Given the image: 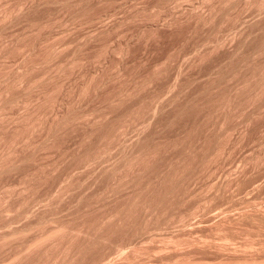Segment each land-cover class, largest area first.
<instances>
[{
    "label": "rangeland",
    "instance_id": "374dc122",
    "mask_svg": "<svg viewBox=\"0 0 264 264\" xmlns=\"http://www.w3.org/2000/svg\"><path fill=\"white\" fill-rule=\"evenodd\" d=\"M261 1L264 3V0H243V1L242 0H0V14L1 15H2L1 11L5 10L7 12V11L12 10L9 13L7 12V14L12 15V16H10V15L8 16L7 21L5 19L3 20L1 18L2 16L0 15V18L2 19V20L0 19L1 20L0 21V27H1L0 32L3 29L2 32L0 33V50H2V51H0V71H1L0 73H2V74H0V76H3V73H5V74L7 73V75H9V74L14 75L16 71L22 70L21 68H23L24 66H26V65L28 66V65L32 64L31 61L33 60V64H32L33 68H32V65H30V68H29L30 69V76L27 75V73L29 72V69H28V72L26 73L27 79H26V81H23L25 86L27 85L25 82H27L29 79L34 80L36 78H39V80H41L40 82H42V85L44 84L43 86H45V87L47 86L46 89H45V87H44V89L46 91H49V92H47L49 95L47 93H45V95L47 94L49 97L47 95L46 96L45 95L40 96L39 90L41 88L43 89V86L41 85L40 86L41 88L38 86L39 90L37 87H35L36 90L34 89L33 91L36 94H32L33 91L31 90L30 92H32V93H30V95L32 94L33 96L31 95L32 96L31 98L30 97H25V99L23 98L24 104H22L23 103L22 101H19L21 103H16V105H15V103L12 105H9L5 110V112L8 111L11 114L10 115L7 112L9 114V116H11V117H9V116L7 117L8 114L5 113L4 114L5 118H8L6 120L9 122H7L4 119V117H2V119H4L5 122H7V123H5V122L1 123L0 122L2 124L0 128H3V127L6 129L9 128L8 131L6 129H5L6 131H4V128L1 129L2 131L0 130V132H1L0 136L3 135V132L4 133L6 132L4 134L5 136H3L4 140L2 139L3 137L0 138V141H1L0 145L4 147L5 146L4 144H6V147L3 148L0 146V149L3 148V151L7 148L10 149L11 147H13V149H15V147L17 148V146H19L21 144V142H24L26 137H27V139H31L33 142L35 141V139H37V140L35 141L36 143L34 142V145H33V143L30 142V140L29 141L27 140L29 143L25 140L27 142V143H25V149L21 148V146L22 147L24 146L23 145L24 143L19 146L21 148V151H20L19 147L17 149H15V151L11 150V152H15L14 153L15 156L18 153L19 157L16 156V158L23 159V162H21V160H18V162H20V164L24 163V165L17 164V166H16L17 168L15 167V170L17 169L16 171H14V169H12V170H8V171H12V172L5 171L7 174H5V173L1 174V176H3V177H0L1 189H2V185H3V187L5 186V188L6 187L11 188L8 186V184L10 185V183H11V186L13 185L14 188L17 187V188H15L16 191L18 189L20 190L22 187L20 184L23 183L22 178L25 177L26 174L29 175V173H31L28 176V178H27V175L25 178H27V181L29 183L33 182L37 185V188L35 189L36 192L34 191V195L36 196V194L38 193L37 198L40 200L38 202L36 201L37 203L34 202L35 205L33 203V207L31 204V207H30V210L35 212L34 209L37 208L39 211L40 207L41 208H43L42 206L46 207L45 204L46 205L48 204V203H45V204L43 203L45 201V200H43L44 197L49 198L50 201L48 200V198H45V199L47 201H49L50 204H51L52 200H54V199L56 201V202L54 201L55 203L52 202L54 205L60 203L59 202L60 200L58 201L57 198L55 197V196H57V193H58V191H56V190H58V189L60 190V187H63L65 185V183H67L66 178L67 179H69V178L66 176H69V177L71 176V181H72V178L74 181L73 183H75L76 182L75 180H77L79 178L80 184H79V181H77V183H75L76 185L74 184L76 187L73 186V190H71V191H73L74 194H72L71 191H70L71 193L68 192V194L70 193L69 195L67 193L64 194L62 198H64V196H65V198L61 201L62 202L65 201V202H63V203L61 202L62 204L60 203L59 204L60 206L59 205L54 206L53 204H51V206L52 207L54 206L53 208L58 210V211H56L54 209L56 212H59V216H60V212L62 213L61 216H63L64 215L63 213L68 212L67 214H70L71 211L75 212L77 208H81L83 210V208L85 207L86 208L85 210H87V211L89 210L90 213L87 212L88 215L86 213L84 216H87V218H91L92 216L95 217L97 214H99L103 210V208L106 206V204H107V207L110 208L113 205V203L115 205V204L122 202L121 199L125 198L124 197V196H126L125 193L128 191V189H126L127 191L125 189H121V193L122 194L124 193L123 196L119 191L118 192L120 193V195L119 194L115 195L112 192H110L109 194L112 193L113 195L111 194V196L113 198H116V200L111 197V199L109 201L110 196L107 195V193L105 194V192L107 190L105 188L108 185H111L110 183H112V182L108 183V178H106V180L105 179H103V180L98 179L99 181H96L94 179V182L92 181L93 180L92 178H94L97 175V173H99V172H97V171H99L98 169H100L101 167L104 168V166H103L104 164L107 167V166H110L112 163L115 162L112 160L116 157L117 154H118L117 157L120 155V153H121L120 151L122 150V146H121L122 143L124 146L125 143H126V145H129L130 142L132 143L131 140H133V142H135L136 141L135 138H137V136H139V137L142 136V131H144L143 134H145V132L147 134H145V137L143 135L141 138L149 139L151 136L154 138L155 135H159L153 139V140H155V141H153V144H154V142L159 143L158 139L160 138L159 139L160 140L159 148L162 147L161 153H159L160 151H158L156 153L158 155V156H156L157 157L156 162H154L155 161V159H154V160H152L153 162L150 161V164L148 163L149 167L153 168V169L148 168V169H150L149 171L150 172L153 171V172H152V174H149L150 173L149 172V173H147V175L153 176L162 167L161 165H164L165 162H167L168 160L169 161L171 160L170 158L174 159L181 152L183 155H184V153H187L188 148L186 149V147H188L189 145H186V143L189 144L191 141L190 144H192V146L197 147L198 150L195 147L194 148L190 147L189 149H191V151L192 150L193 151L191 153V151L189 150L190 152L187 153V156L190 155V153L194 154L195 152H196L195 154L198 155L197 154L198 151L200 153L203 150V147H204V149H206V151L209 152L211 150V152H212V153L209 152L210 156L212 155L211 156L212 158L210 157L209 160H207L209 162L206 161V163H204V166L206 165V170H205V167L203 166L204 170L202 167V169L200 171H198L199 173H196L194 175V176H197V178L195 177L196 179H194L193 181H190L191 179L194 178V177H191L190 180L188 181V182H191V184L187 182L188 185H186L187 183H185L184 185H181L182 186L181 188H179L180 184H179V186L177 185L179 189H177L176 192L179 196H181V194H183L182 193L183 191L185 192L183 194L184 197H185L186 193L189 194V191L191 194H189V195L186 194V197L188 196L187 197L188 199H185V200L183 199L185 202L184 201L182 203L181 202H178V203L175 202L177 204V206L178 205L179 206L177 207L176 204L174 205V208L176 206V209H174L173 212H175V210H177V211L175 212V215L173 217L177 216L179 214V212L180 213L184 212L183 214H185V213L189 212L190 210L192 211L195 209L196 211H193V212H195L192 214L193 216L190 215L191 218L187 217L186 218L187 221H184V223L181 222V224L176 219H174V221L173 220L170 221L169 224L163 225V227H161V229L160 228H155V229L150 228L147 231L142 232V234L141 233L138 234L137 235V236H139L138 238H136L137 236L136 237L134 236V238L131 237L130 232L128 235L129 237L127 238L128 231H126L124 229L122 230L123 232L120 231V233H119V231H117L118 233L114 232V234H112L113 236L110 239V242L113 239L114 243L112 242V243H107V244H102V245L99 244V247H98V244H96V246L95 245L92 246L91 248H89L87 250L88 252L85 251V253L87 254V256H86V254L84 255L85 259L83 257L84 260H80L78 263L80 264V262L83 261L84 264H86V263H88L87 261H89L88 264H103V263L104 264L105 263L110 264L113 259L115 260V262H117L119 259L118 262H120V258L118 256L119 254H117L114 251V249L112 248V245H111V244L116 245L120 242L118 244V246H121V247L123 246V249H122L123 251L124 250H126V251L131 250V248H132L131 246H134V244H135V246H138V245L140 246V244H143L142 246H140L141 250L139 249V251H140V253H138L139 256L137 255L139 258L138 257L134 258V260L137 258V261H134L135 263L141 261V264H145V263L162 264L163 262H164L163 264H166V262H169L171 264L173 262L180 263V264L181 263L182 264H184V263L185 264H190V263L191 264H233V263L234 264H264V103L261 104V106L259 107L260 109L257 108V106H256V104L258 103L256 101L260 102V101L264 100V98H261V97H264V94L263 93H262L263 95L261 93L258 94L259 96L262 95L260 97L262 100L256 99L255 100L256 103H255V105L252 104V108H251V105L247 104V102L245 104H244V102L243 103L241 102L242 107L239 104L237 106V108L238 107L239 108L236 109L237 111L235 110L236 113H235L234 117L231 116L229 120H228L229 117H227L224 120L225 117L223 115H222L223 118H221L222 117L221 113L218 112L220 114V117H219V114L217 112H215V110H214L215 107H213V106H214V103L216 106L218 101H220V100L222 101L221 97H223L224 95H220L219 92L221 94H223V92H221V90L224 91L223 89L230 87L229 84L232 85L233 80H232V82H231V80H229L230 82L228 80L227 81L225 80V83L223 82L224 85L221 84L222 83V81H221V83H220L221 85L219 84V86L222 89H220V87L218 86L219 88L216 90V92L215 91L213 93H212V91L210 92V93H212V95L208 93L209 91L208 92L205 91L208 94L205 92H203V94L205 93V95H203L202 93L200 94L201 96H204L203 99L201 98V96H199L201 98V99H199L201 106L198 105V107H200L202 109V112H201V109H199L196 105V101L199 104V101L197 100L199 98L198 95L195 96V100H194L195 105L193 103L191 104L197 108H195L194 106L193 107L191 106L189 108V105H190V103H189L188 107L186 106V108H188V109L185 108L183 112L182 111L178 112L181 114L180 116L182 118L180 116H178V113L173 114L174 112H173V110H171V108H173V107L169 108V105H166L167 104L166 101L168 102V100L171 97H173V93L175 94L177 92V91L176 92L174 91L175 90L174 87L177 86L176 90H178L179 88H180L179 90L183 89L182 91L186 90L185 93H191L197 88V90H195V92L192 93L193 95L187 94L190 97H188L185 93L182 92V94H185V95H181L182 97L180 96L179 98H181V99L183 98V102H184V101H187L188 99L192 98L198 90H201L202 86L207 85L210 82V80L214 79L216 76L214 78H213V76H212V78H210V77L208 78V75H210V74L215 75L216 71L214 70L215 71V72H213L214 74L209 73V72H212L213 69L217 70L218 67L220 66V64H222V65L225 64L224 61L228 59L229 54H231L233 49H235L240 42L241 43L243 42V39H244V43H245V41L247 42L246 39H249L248 38L249 35H247V34H250V31H252L253 26H254L253 32H251V34H250L251 36H249L251 40H248V42L246 43L247 45L245 44V46L247 49L249 46H251V47H249V49H250V48H253V47L261 44L262 39L264 38V35H263L264 34V4L261 3ZM6 3L7 4L9 3V4L7 5ZM260 3L263 6H260ZM234 4H235V6H233ZM211 5H213V7H215V8H213ZM1 7H4V8H2L4 10H1ZM229 7H230V10H228ZM18 8L21 11L23 10L22 11L23 13H20L21 11ZM205 8H206V10H205ZM209 8H213V10H211ZM13 9H14V11H13ZM214 9H216V11H214ZM5 11H4V13H5ZM210 11H214L212 13L213 15H211V16L209 13ZM260 11H261V13H260ZM221 12L223 13V15L221 14ZM205 13L206 14L208 13L209 15L207 16ZM214 13L216 15H214ZM21 14H23V15H21ZM202 15L203 16L206 15L205 19L207 21L203 20L204 17H202ZM212 16L215 17V19H213ZM199 17L200 18L202 17V18L200 19ZM209 17L212 18V20H210ZM11 18H13V19L11 20ZM8 20H11L12 22H9ZM208 20L210 22H208ZM202 21L206 22V23H203ZM2 22H4L5 24ZM211 22H212V25H211ZM217 23H218V25H220L219 26L220 28L217 26ZM251 23L253 25L250 26L249 24H251ZM213 24H215V26H216L214 31H212L214 28ZM248 27H249V31L247 30ZM250 27H251V29H250ZM218 29H219V31H218ZM3 31H4V33H3ZM217 37H219V38L221 37V39L218 38V40H217ZM41 40L42 41L44 40V41L42 42ZM213 40H215V42L218 41L217 42L218 44L220 43L218 45V47H216V45H213V47L211 46L213 44ZM13 41H14V44H12ZM215 42H214V44H215ZM5 43H7V45H5ZM15 43H16V45H15ZM3 45L6 47L4 48ZM1 46L4 48V51L7 50V47H10L11 49L9 48L7 50V51L10 50L9 51L10 55L8 54L7 51H6L7 53L5 52V54H3L4 51H3ZM209 47L212 48V49H210L211 51L209 50L208 52H206L207 49H209ZM215 47H216V49H215ZM117 50H118V53H117ZM213 50H214V52H213ZM39 51H40V53H39ZM203 52H205L206 55L203 54L204 57L203 56L200 57L199 55L202 54ZM198 53H199V55H198ZM1 55H2V57H1ZM37 55H38V58H37ZM196 55H198V56H196ZM27 56H28V58H27ZM39 57H40V60L37 61V59H39ZM42 57H44V58H42ZM195 57H197V58L199 57L200 59L201 58L202 59L200 61L199 58L196 59ZM26 58L30 59V60H27V61H30L29 63L25 60ZM34 60H35V62H37V64L34 62ZM41 60H43V62ZM73 60H77V61H75V64H73L74 63ZM192 60H194V62ZM71 61H72V63H70ZM221 61H223V62H221ZM22 62H23V65L21 66ZM24 62H26L27 64L25 63L26 65H24ZM38 62H40L41 64H38ZM61 62H62V65L64 67L61 65ZM191 62L194 64H192ZM235 62L236 61H233V63L231 65L236 64ZM63 63H67V64H63ZM163 64H165V65H163ZM34 65H36V66H34ZM216 65H217V68H216ZM20 66H21V68L19 70H17L18 67H20ZM60 66H61L60 71L63 74H61V72H59L60 74L58 75V73L56 72V69L58 70V67H60ZM65 66H66V69L62 70L65 68ZM155 66L158 67V70H159V71L157 70L158 72L154 71ZM55 67H56V69H55ZM161 67H162V69H161ZM35 68H37V69H35ZM180 68L182 69L183 72L180 70ZM11 69L13 71H11ZM40 69H41V71H40ZM210 69H211V71H210ZM6 70H9L10 73L8 74L9 71L7 72ZM32 70L33 71L35 70V71L32 72ZM2 71H4V72H2ZM39 72H40V75L38 76ZM171 72H173V73H171ZM17 73H19V72H16V74ZM51 73L53 75H55L54 73H57L56 74L57 76L55 75L56 77L53 78L54 76L51 75ZM34 74L37 77L36 76L33 77ZM44 74H45L46 78L44 77L43 80H42V78L40 79V76L42 77V76H44ZM153 74L154 75L156 74L155 75L156 77ZM47 77H49V78H47ZM1 78L2 77H0V79ZM146 78H148V80H150V82L143 84V82L147 80ZM49 79L51 82L48 81ZM142 79H143V81L140 82ZM39 80H38V82H39ZM43 81H45V82L43 83ZM84 81H85V84H86V81H87V83H89V85L86 84L87 85V89H86L87 91L84 90L86 87V85L84 84ZM90 82H92V83L90 84ZM99 82H102V83L99 84ZM139 82H140V84H138ZM188 82H192V83H188ZM171 83H174V86L172 85L173 87L169 86V84L171 85ZM179 83L181 85L183 84L184 87L186 85L187 86V87H185L186 89L183 88V86H181V85H180L181 87L178 88ZM204 83H205V85H203ZM45 84H48V85H45ZM97 84H98V86H97ZM137 84H138V86H137ZM146 84L148 86H146ZM21 85L23 87H25L23 84H21ZM21 85H19V88H18V86H15V90H13L14 87L11 88L10 94L12 93V91H14V93H12V95H17L18 91L22 92L23 89H22ZM80 85H83L84 87L83 86L81 87ZM90 85H91V87H90ZM134 86H135V89L139 88V89H137L138 91L134 90V88H133ZM140 86L141 87L144 86L146 88H144V87L141 88ZM168 86L171 88L169 89ZM20 87H21V90H19ZM48 87H49V89H47ZM80 87H81V89H80ZM101 87H103V88H101ZM127 87L132 88L133 92L131 91V96L134 98H132L128 94V96L124 97L126 99L123 103V99H124V98H122L123 95H126L128 93V91H130L129 89H131V88L127 89ZM58 88L60 91L58 90ZM121 88L124 90V91L122 90L123 92L122 91L120 92ZM173 88H174V90L172 91ZM42 89L40 90V92L42 91ZM97 89H98V91H97ZM126 90H128V91H126ZM125 91H126V93H125ZM135 91H137V92H135ZM171 91L173 93H171ZM83 92L85 95H82ZM117 92L119 94L121 93L122 95L121 94L120 95L122 97L121 96L118 97L119 94ZM42 93H43V91L41 92V94ZM138 93H140V94H138ZM216 93H218L221 97L217 94L216 95L217 99H216L214 96ZM225 93L226 92L224 91V94ZM37 94H38V96L41 97V98L39 97V100L41 99L40 100L41 103L37 99L38 98ZM166 95H168V96H166ZM35 96H37V97H35ZM57 96H59V97H57ZM115 96L117 97V100H115V101L117 102L118 98H119V100L121 99V101H120L121 103H119V102L116 103L115 101H114L115 103H111V102H113ZM183 96H186L187 100ZM259 96H257V97H259ZM33 97H35L36 100L35 99L33 100ZM77 97H79V98H77ZM212 97H214L213 99L215 100L213 102L211 101ZM29 98L33 101H31ZM163 98L164 99L166 98L164 100L165 102L163 101ZM26 99H29V100L26 101ZM108 99L109 100L111 99V100L109 101ZM181 99L179 100V102L181 101ZM193 99H194V97H193ZM193 99H191V100L193 101ZM63 100H64V103H62ZM139 100H140V102H139ZM161 100L164 103L161 102ZM28 101H31V103H29ZM35 101L36 102L38 101V104L34 103ZM74 101H76V102L74 103ZM201 101H202V103H201ZM208 101H210V102H208ZM216 101H217V103H216ZM25 102H27L28 104H25ZM125 102H128V103L126 104ZM159 102L166 105L167 109H169V110H167V109H165L166 107H164L163 110L167 111V112L164 111L165 112V114H163L165 116L164 119H163V116L162 117H161V115L159 116L163 119L164 122H162V119L161 118L159 119L158 116L155 117L156 114L152 113L154 116L151 114L153 116V117H151L150 113H149L155 107L160 108V106H162ZM204 102H205V106H204ZM206 102L208 104H206ZM32 103H33V105H36V106L38 105L37 111L32 110L35 107V106H33V107L30 106V105H32ZM77 103H78V105H80V110L77 109V108H79ZM122 103H123V105L121 106ZM70 104H72L71 105L72 109H71ZM111 104H113V105L115 104L116 106L112 107ZM137 104L142 105V107L139 105V108L141 107L139 109L137 107ZM158 104H160V105L157 107L156 105H158ZM150 105L151 106L154 105V107L151 109ZM106 106H107V108H104ZM131 106L134 107V109H135V106H136L137 110L139 109V112L137 111V113L135 112L136 110L132 111L135 113H132V114L129 113V115L133 116V118H131L127 113L129 110H132ZM28 107H29V109L31 107V109L29 110ZM81 107L83 110H81ZM210 107H212L213 109ZM36 108L37 107H35V110H36ZM66 108L71 112V114L75 110H76L75 112H77V113H73L72 114L73 116L70 114L72 116L71 117L70 115H68L70 112L68 110H66ZM103 108H104V110H103ZM256 108L258 111L256 110L253 113V111ZM24 109H26V110H24ZM73 109H75V110H73ZM84 109L86 111L85 113L91 114V115L90 114L84 115V118L86 116H88V118H91L90 120L87 117H86L87 120H85L84 118H82L83 116H79L82 112H84ZM101 109H102L101 112H103V111L104 112H103V114L100 115L99 111ZM106 109L108 111V114L106 112ZM28 110L30 112L32 111V113L34 112L33 116H35V115L36 116L32 118L31 117L32 114L27 113ZM38 110H40V111H38ZM58 110L59 111L62 110V111L59 112ZM77 110H79V111H77ZM110 110H112V111H110ZM203 110H204V112H203ZM213 110H214V112H213ZM25 111H26L27 115H26ZM168 111L173 115L171 116ZM19 112L21 113L20 116L26 115L27 117H29L28 115L31 114L30 115L31 119H33L34 122H35V120H37L35 123H38L41 119L40 124H37V125H39V127L42 129L45 128L43 126H46L45 121L47 120L48 121L47 122L48 123L47 128H45V130L44 129L42 130L39 127L37 128V125H36V127H34L33 130L28 128L30 130V132L27 130V128H24L25 132L23 130H21V129H23L21 127L18 128L19 130L16 128V131H19V132L23 131L25 133L24 134L22 132V134H24L22 136V134L15 131V128L13 129V127H16L15 125H17V124H15L16 122L13 121L14 119L12 120V118L15 115H17L14 117L16 120V118L19 115L18 114ZM35 112L36 113L41 112V113L35 114ZM58 112H59V116L61 114L63 115L65 112L64 116L65 115L70 116L71 117L70 119L74 120V121H72V120L69 121L70 119H68L67 121L69 123H67V124H70V123L72 124L73 122H77V120H78V122L73 123L72 125L70 124L69 127L64 126L65 125V123H64L63 128L66 127L65 130L63 131V130H61L62 128H60L58 130L59 134L56 135L54 132H52V130L48 126H49V122L52 121L54 119V117L57 116L55 114H58ZM164 112L162 111V113H164ZM94 113H96V114H94ZM104 113H105V115L107 114V117L104 115ZM125 113L129 116V118H131V119L128 118L131 121L126 120L127 117L125 118V116H126ZM158 113L162 114L161 112H158ZM206 113H209V114L206 115ZM213 113L214 114L216 113L215 115H217L219 117L218 118L216 116L217 119H219V120L216 121V119H215L216 117L214 116ZM246 113L250 114V116H253V117H247L248 115ZM251 113H253V114H251ZM13 114H15V115H13ZM97 114L100 117L102 115H104L102 117L103 120L102 119H101L102 121L99 120L100 122H97L98 124H95L94 125L95 127L93 126L92 128H90L92 126V124L90 126V123H92V121H98L97 119L99 118V116ZM112 114H114V115H112ZM120 114L121 115L123 114V115H122L121 119H118L119 122L123 121V120L126 121V122L125 121L123 122V123H125V127H126L123 130L124 132H122V134H124L126 132L124 135H122L120 133H117L118 135H116V133L115 134L113 133V132H119V131H117V126H118L117 124L119 122L116 118H120L121 117ZM133 114H136V116ZM166 114H167V116H166ZM201 114H203V116L205 118ZM37 115L39 117H41V116H43V117L39 118ZM51 115H53V116L51 117ZM108 115H109V117H108ZM175 115H177L176 118H178V119L181 118V119L180 120L173 119L172 122L174 120L175 121L172 124H169L171 122H167V120H165L168 117L167 119H169V121H170L173 118V116H175ZM210 115H211V118H210ZM256 115H257V117H256ZM74 116H75V118H76V116H78V118H76V121H75V118H73ZM93 116L95 117V120H94ZM116 116H120V117H116ZM149 116H150V118H149ZM235 116H236V118H235ZM30 117H29V119H30ZM105 117L108 118V120H106L108 122L105 121L106 122L105 124L101 123V122H104V120L106 119ZM114 117H116V118H114ZM36 118H38V119H36ZM43 118L44 119L46 118L44 120L45 124H42ZM48 118L50 120H48ZM79 118H82L83 119L82 121H84V120L85 121L82 123L81 120H80L81 122L79 121ZM153 118L156 121L153 120ZM156 118H158V119H156ZM10 119L14 123H12V121H10ZM112 119H116L117 124L115 123L116 120H112ZM208 119H209V121H208ZM222 120L225 123H223ZM206 121H208V122H206ZM214 121H216L217 123L214 124ZM227 121H229V122H227ZM127 122L129 124H126ZM160 122L162 123V125L160 124ZM218 122H220V124ZM4 123H5V125H4ZM114 123H115V126H113ZM146 123L150 127L148 125H146ZM232 123H233V126H232ZM12 124L14 126H12ZM106 124H108V125H106ZM168 124H169V126H168ZM216 124H218V127ZM221 124L222 125L224 124L223 125L224 128L221 126ZM40 125H42V127ZM101 125H103L104 127L103 126L101 127ZM109 125L112 126L113 129H112V127L110 129ZM158 125H161V126L158 127ZM227 125H228V128H226ZM5 126H7V127H5ZM84 126H87L88 129H87V127H84ZM106 126L107 127L109 126L108 127L109 129ZM127 126H128V128H127ZM147 126L150 130L147 128ZM229 126H230V128H229ZM78 127H80V128H78ZM97 127H98V130H97ZM115 127H116V129H115ZM144 127H146V128H144ZM160 127H162V128H160ZM35 128H36V130H35ZM94 128H95V130H94ZM101 128L102 129L104 128V131L101 130ZM143 128H144V130H142ZM91 129H93V130H91ZM114 129H115V131H112ZM145 129L147 131H145ZM156 129L159 130L160 132H158ZM209 129H210V131H209ZM224 129L226 130V132H225L226 134L229 132L228 133L229 136L226 135L224 132H222L223 135L221 134V136H220V132L224 131ZM229 129H232V130H229ZM26 130L28 132H26ZM37 130H38V132H36ZM48 130L49 131L51 130V131L49 132ZM60 130L62 132H60ZM110 130L112 131L113 134L111 133ZM215 130L217 131V133L214 132ZM14 131H15V133H14ZM91 131H93V132L95 131L94 133L100 131V134L99 133L93 134V132H91ZM105 131H107V133H111V134L108 135ZM156 131L160 134H158ZM218 131H220L219 134H218ZM47 132H49V133H47ZM64 132H67V133H65V135H64ZM179 132L181 133V135L185 134V137L187 140H184L185 137L183 135L181 136V139L179 138V140H178V137H180ZM17 133H19V134H17ZM27 133H29V136ZM53 133H54V136H53V141H52ZM56 133H57V131H56ZM89 133H92L93 135L99 134L96 136V138H95V136L92 135L95 138L93 140L91 139V141H90V143L92 142L91 143L92 148L89 147V145L91 146V144H89V140H86L88 137L93 138ZM102 133H105L104 135L109 136V137H106L108 139L106 141V143H108L109 139L111 141V142H109L110 144L106 145L107 146L106 148H108V147L110 148L108 150L109 153H108L107 149H106L107 153H105V151L102 152L103 149L105 148L104 145H103V149H101L102 146H101V148H99V147L96 148L94 146V145H97V140L100 138ZM224 134L227 136L226 138L224 137L225 136ZM61 135H63V136L61 137ZM112 135L114 137L115 136L116 137L112 138ZM20 136H22L23 138ZM84 136L86 137V139H84L85 138ZM118 136H120V137H118ZM162 136L164 138V141L166 139L168 141L167 140H166L167 142L161 141V140H163ZM18 137H20V138L17 141ZM48 137L50 138V140ZM110 137L112 138V140ZM206 137H207V139H206ZM209 137H211V138H209ZM222 137H223V140L219 141L220 142L219 145L216 144L215 143V142H217L216 139L221 140ZM9 138L12 141H9ZM54 138L56 140H54ZM118 138H119V140H118ZM175 138H177L178 144L175 143V142H177ZM227 138L230 141L227 140ZM15 139H16V145L13 144V145H15V146H13L9 142L15 143V141H14ZM46 139L50 141L49 146H48L49 141H47ZM156 139H157V141H156ZM204 139H206V141ZM211 139H213V140H211ZM45 140H46V142H45L46 145L44 144V146L40 148L41 150L39 149V151L38 150L36 151V149L39 148L38 146H40L41 144L43 145V142ZM94 140H96V141H94ZM199 140H201L200 144H198ZM4 141L5 142L7 141V142L4 143ZM39 141L41 144L39 143ZM82 141H84V142L86 141L87 147L84 146L85 143L83 144ZM93 141L96 144L93 143ZM17 142H19V143L17 144ZM52 142L55 145H53ZM172 142H173V145H171ZM181 142H183V143H181ZM208 142H210V143H208ZM213 142H214V144H213ZM79 143L83 144L81 149H80L81 145ZM166 143H168V144H166ZM179 143L184 144V145H180ZM196 143H197V146H196ZM8 144H10L11 147H7ZM27 144H28V146H27ZM30 144L33 145L34 147L32 146L33 147L32 148L30 146ZM35 144H37V145H35ZM164 144H166L167 146L169 145V146L167 147L165 145L166 147H163L162 145H164ZM174 145L175 146L178 145V147L175 148ZM179 145H180V147L184 146L185 150H181V148L183 149V147L180 148ZM26 146L27 147L30 146V147L27 148ZM35 146H37L38 148H36ZM173 146H174V148H173ZM213 146H216V148H218V149H215V147H213ZM93 147L96 148V153L94 151L95 148L93 150ZM207 147H209V148L207 149ZM82 148H84V149H82ZM89 148H91L90 149L91 152L93 150L92 154L95 153L96 156H97V151H98V156L99 155L102 156L103 153H105L103 158L101 156H99L97 158L94 155L95 156V158H94L95 162H93L94 159L91 162L89 161L90 163L83 162L85 160H83L80 157L84 158L85 154L88 153V151L86 149H89ZM164 148H165V150L168 148L172 152L170 153V151H168V149H167L166 152L168 151V153H165V151L163 150ZM170 148H172V149H170ZM199 148H201L202 150L200 149L201 150L200 151ZM212 148L215 149V154H214V151H212L213 150ZM9 149L5 150L4 153L8 152ZM28 149H31V150L29 151ZM177 149H178V153H177V151H174ZM194 149H196L195 152H194ZM34 150L36 152H34ZM77 150H79V153ZM85 150L87 151V153ZM216 150L217 151L221 150L220 152H222V153H220L219 151L217 152ZM230 150H231V152H230ZM3 151L1 152V150H0V153H3ZM19 151L22 154L19 155ZM99 151L101 152V154H99ZM25 152H26V154H24ZM30 152L32 154H30ZM64 152L65 153L67 152L66 157H63V156H65ZM82 152L84 153V155L80 156L83 154ZM202 152H205V151L203 150ZM224 152H225V154H223ZM73 153H76V155L75 154L73 155ZM77 153H78V155H77ZM173 153H175V154H173ZM70 154H71L72 159L70 158ZM88 154H91V153H88ZM170 154H171V156L175 155L174 158L171 157ZM213 154H214V156H213ZM22 155L25 158L28 156V158L25 159ZM164 155L167 157L164 158ZM75 156H77V157L79 156L77 160L75 159ZM160 156H162V157L160 158ZM100 157H101V159H100ZM158 157H159V159H158ZM79 158L82 161H79L80 160ZM24 159H25V161H24ZM57 159H58V161H57ZM67 159H68V161H67ZM161 159L162 160L166 159L167 161H164V163H162L161 165H158L159 163L163 162V161H161ZM26 160H28V161H26ZM98 160H100V161H98ZM214 160H216V161L214 162ZM72 161H74V162H72ZM77 161H79L80 163ZM111 161H112V163H110ZM62 162H63V164H62ZM157 162H159V163H157ZM36 163H38V164H36ZM49 163L51 164L52 167L50 166ZM70 163H71V166H69ZM107 163L110 165H106ZM40 164L42 165L43 169L47 168V170L44 169V171H43V169L40 168V166H41ZM43 164H49V167H51L52 169L50 168V171H49L48 170L49 167L48 166L46 167V165H43ZM154 164L155 165L157 164L156 165L157 169H154V167H153V166H155ZM38 167L40 168V173L37 174L34 172V170L36 172H38L37 171V170H39ZM216 167H217V169H216ZM57 168H59L58 169L59 171L57 170ZM102 168L100 169V171L102 170ZM70 170H72V171H70ZM211 170H213V171H211ZM54 171H56V173ZM62 171H64V173ZM94 171H95V173L96 172L97 173L95 174ZM42 172H44V173L46 172L45 174H48V172H49L50 175L49 176L46 175V177H45V176H43L45 174ZM73 172H75V173H73ZM41 173H42V175H40ZM33 174H34V176H32V177H34V178H32L33 180H31L30 178H31V175H33ZM89 174H90V176H89ZM94 174H95V176H94ZM197 174H200V175L198 176ZM76 175H78V178H76L77 177ZM35 176H37V178L39 176H41V177H44V179L45 178L46 179L45 180L41 179V181H39L40 178H38L39 180L36 181L37 179H35ZM64 176H65V181H63ZM20 177L22 180L21 182H20ZM74 177H75V180H74ZM90 177H91V179H89ZM34 179H35V181H34ZM87 179H89V180L87 181ZM42 180H43V183H41V185H40V187H42V188H40L39 184H40V182H42ZM195 180H196V182H195ZM27 181L25 179L24 183L25 182L27 183ZM82 181L84 182L83 185H82V183H83ZM86 181H87V183H85ZM104 181H106V182L104 183ZM69 182H70V179H69ZM95 182H97V183H95ZM100 182L103 186L101 184H99ZM2 183H4L5 185ZM62 183H64V184L62 185ZM96 184H98V185L96 186ZM14 185H16V186H14ZM185 186L187 189L189 188L188 192H187ZM97 187H99V188L97 189ZM111 187L112 186H109L108 190ZM51 188L54 191L51 190ZM77 188H79V189H77ZM89 188H91L92 190ZM182 188H185V189H182ZM93 189H95V190L93 191ZM47 190L49 192H47ZM50 190L53 193L56 191V193H55L56 195H54ZM87 190H90V191L88 192ZM100 190L103 192H101ZM123 190L125 192H122ZM180 190H182V191H180ZM192 190L193 191L195 190V191L193 192ZM74 191L77 192L78 194L75 193ZM79 191H81V192H79ZM178 191L180 194L178 193ZM44 193H46L45 196H44ZM79 193L80 194L83 193L84 196L82 198H80L83 194L80 195ZM85 193H86V195H85ZM94 193H96V195H97V196L95 195V198L98 196L101 197V198L100 197L96 198V200L97 199L98 200L104 199V200H103V202H100L99 204L97 203L98 206H97V204L93 205L95 207H93L91 205L90 206L91 208L88 206L90 208L89 209L83 204H87V202H89L91 200L90 197L94 196ZM98 193H100L101 195H98ZM102 193L104 195H107L108 199H107V197H104V195H102ZM194 193H195V195H194ZM71 194L76 196V197H72ZM87 194H89V195H87ZM51 195H54L53 199H50ZM70 196L73 198V200L71 199ZM209 197H210V199H209ZM75 198H76V200H75ZM79 198L84 199V200H82L83 202ZM86 198L89 200L85 201ZM117 198L118 199L121 198V199L118 201ZM68 199H71V202L67 201ZM77 199L81 201L80 202L82 204V205L80 204L81 206L78 204ZM94 199H92V200L95 201ZM98 200H97V202H99ZM47 201H45V202H47ZM67 202H69V203H67ZM72 202L76 203V205L79 207H77L76 205L71 207ZM109 202H111L112 205H110L111 203H109ZM101 203H103V205ZM37 205H38V207H37ZM56 206H58L59 209L56 208ZM64 206H67V207L65 208ZM82 206H84V207L82 208ZM101 206H102V209L100 208V210H101L100 211L98 208ZM21 207L23 208V206H21ZM70 207L75 211L71 210ZM75 207H77V208H75ZM107 207H105V208H107ZM68 208H69V211H67ZM14 209L18 210L16 208H14ZM20 210H19V212L17 211L19 214H21L20 216L13 209H12V211L10 210L9 214H11V217H9L7 220L11 219L10 220L11 222L7 223V224L5 223V218H7L8 215H5V214H8L7 212H9V211L2 214V217L0 216V218H1L0 219V224H1L0 225V227H1L0 233L2 231H3V233H5L8 231V229H11L12 227H14V228L20 227V226L26 224L30 220L31 216L28 220V218H26V217L27 216L29 217V215L24 216L21 213L23 210H21V212H20ZM92 210H93V212H92ZM40 211H42V209ZM12 212L13 213L15 212L17 215L14 214L15 215L14 216L12 214ZM36 212H37V210H36ZM91 212L93 214H91ZM216 212H217V216H216ZM94 213H96V214H94ZM67 214H65V215H67ZM89 214H91V215H89ZM3 215L5 216V218ZM57 215H58V213H57ZM13 216H14V218H13ZM21 216H24V217L21 218ZM88 216H91V217H88ZM84 218H86V217H84ZM140 219H139V222H140ZM25 221H26V223H25ZM235 221H237V222H235ZM3 223H5V225H2ZM141 223L143 224V222H140V224ZM221 226H223V227H221ZM200 227H201V229H200ZM182 228H184V229L188 228V229L182 230ZM150 230H151L152 234H151ZM186 231H187V233H186ZM165 232H167V233H165ZM188 232H190V233H188ZM125 233H127V234H125ZM177 233H179L181 235H179ZM171 234H173V235H171ZM189 234H190V236H189ZM170 235H171V241L172 242H173L172 237L174 236L173 239L175 241L174 242L175 245H171L173 243H169L170 238L168 239V242L166 240H163L166 238V236H170ZM205 235H207V236L205 237ZM163 236H165V237L163 238ZM183 237H185L184 240L182 239ZM187 237H188V239H186ZM138 239H139V241H138ZM178 239H179V241H177ZM204 239L206 240L205 242H204ZM176 241L177 242L181 241V243H176ZM192 241L196 242V243H193ZM201 242L202 243L204 242V243L202 244ZM183 243L184 244L186 243V244L184 245ZM198 243L201 246L197 245ZM205 243H206V246H205ZM108 244H110L111 246ZM167 244H169V245H167ZM100 245H101V247H100ZM104 245H106V246H104ZM193 245H196L197 247L194 246L195 247L194 248V247H192ZM218 245H220V246H218ZM224 245H226V246H224ZM147 246H150V247H147ZM181 246L182 247L184 246V247L181 249L180 248ZM94 247H96V248H94ZM103 247H106L105 251H104L105 253L100 254V251L104 250ZM108 247L110 248V252H109ZM226 247H227V249H226ZM201 248H203V249H201ZM220 248H221V250H220ZM171 249H173V250H171ZM175 249H176V251H175ZM89 250H91V251H89ZM107 250H108V252H106ZM168 250H171V252H169ZM185 250H187V252ZM147 251H148V253H147ZM163 251H164V253H163ZM176 252H177V254H176ZM0 253L2 255L7 254L5 252L3 253L2 251ZM159 253H161L160 254L161 256H159ZM162 253L164 254V256ZM97 254H99L100 256H98ZM103 254L105 256V258L102 260L103 262H98L100 259L103 258ZM2 255H0V264H2V263L5 264V262H7V264H8V260L7 261L5 260V258H6L5 256H7V255H3V256ZM111 255H112V257H111ZM186 255H188V256H186ZM178 256H179V260H178ZM180 256H181V258H180ZM97 257L98 258L100 257V259H98ZM117 257H118V259H117ZM221 257H223V258H221ZM240 257H243V258H240ZM93 260L94 261L96 260L95 263ZM107 260H108V262H105ZM149 260H150V263H149ZM83 262H81V263H83ZM115 262H113V264ZM169 263H167V264H169Z\"/></svg>",
    "mask_w": 264,
    "mask_h": 264
},
{
    "label": "bare ground",
    "instance_id": "6f19581e",
    "mask_svg": "<svg viewBox=\"0 0 264 264\" xmlns=\"http://www.w3.org/2000/svg\"><path fill=\"white\" fill-rule=\"evenodd\" d=\"M243 1V0H242ZM10 2V1H9ZM165 2V1H164ZM220 2V1H219ZM227 2V1H226ZM229 2V1H228ZM260 2V1H259ZM100 3V2H99ZM170 3V2H169ZM261 3H263L262 1H261ZM261 3H260V6H263V5H261ZM7 4V3H6ZM9 4V3H8ZM7 4V5H8ZM39 4V3H38ZM257 4V3H256ZM264 4V3H263ZM35 5V4H34ZM58 5V4H57ZM66 5V4H65ZM204 5V4H203ZM228 5V4H227ZM231 5V4H230ZM212 7H213V5H211ZM210 6V7H211ZM223 6V5H222ZM233 6H235V4L233 5ZM232 6V7H233ZM5 7V6H4ZM4 7H1V10H4V9H2V8H4ZM33 7V6H32ZM228 7V6H227ZM237 7V6H236ZM213 8H215V7H213ZM213 8H209V9H211V10H213ZM19 9V8H18ZM22 9V8H21ZM32 9V8H31ZM204 9V8H203ZM234 9V8H233ZM20 10V9H19ZM29 10V9H28ZM205 10H206V8H205ZM228 10H230V7H229V9ZM5 11V10H4ZM4 11H1L2 12V19L4 20H6L7 21V18H8V16L10 15V16H12L11 14H7V12L9 13V12H11L12 10H10V11H5V13H4ZM13 11H14V9H13ZM21 11V10H20ZM23 11V10H22ZM20 12V13H23V12ZM30 11V10H29ZM35 11V10H34ZM89 11V10H88ZM87 11V12H88ZM194 11V10H193ZM214 11H216V9H214ZM214 11H210L209 13H210V16L211 15H213L212 13L214 12ZM225 11V10H224ZM25 12V11H24ZM28 12V11H27ZM163 12V11H162ZM218 12V11H217ZM220 12V11H219ZM227 12V11H226ZM243 12V11H242ZM4 13V14H3ZM18 13V12H17ZM19 13V14H20ZM26 13V12H25ZM260 13H261V11H260ZM259 13V14H260ZM32 14V13H31ZM40 14V13H39ZM145 14V13H144ZM202 14V13H201ZM200 14V15H201ZM206 14V13H205ZM221 14L223 15V13L221 12ZM220 14V15H221ZM226 14V13H225ZM224 14V15H225ZM240 14V13H239ZM21 15H23V14H21ZM20 15V16H21ZM177 15V14H176ZM207 16L209 15L208 13L206 14ZM205 15V16H206ZM214 15H216L215 13H214ZM227 15V14H226ZM18 16V15H17ZM73 16V15H72ZM205 16H203L202 15V17H204L203 18V20H206L205 19ZM16 17V16H15ZM19 17V16H18ZM45 17V16H44ZM84 17V16H83ZM191 17V16H190ZM197 17V16H196ZM201 17V18H202ZM222 17V16H221ZM233 17V16H232ZM238 17V16H237ZM0 18V19H1ZM10 18V17H9ZM20 18V17H19ZM26 18V17H25ZM160 18V17H159ZM200 18V17H199ZM200 18V19H201ZM212 18L213 19H215V17H213L212 16ZM212 18H210L209 17V19L210 20H212ZM219 18V17H218ZM260 18V17H259ZM1 19V20H2ZM13 18H11V20H12ZM41 19V18H40ZM71 19V18H70ZM78 19V18H77ZM137 19V18H136ZM139 19V18H138ZM0 20V21H1ZM11 20H8L9 22H12ZM22 20V19H21ZM35 20V19H34ZM96 20V19H95ZM154 20V19H153ZM192 20V19H191ZM194 20V19H193ZM222 20V19H221ZM224 20V19H223ZM19 21V20H18ZM148 21V20H147ZM175 21V20H174ZM207 21V20H206ZM214 21V20H213ZM212 21V22H213ZM254 21V20H253ZM258 21V20H257ZM40 22V21H39ZM48 22V21H47ZM146 22V21H145ZM203 22V21H202ZM208 22H210L209 20H208ZM212 22H211V25H212ZM220 22V21H219ZM252 22V21H251ZM261 22V21H260ZM2 23H4V22H2ZM203 23H206V22H203ZM214 23V22H213ZM255 23V22H254ZM5 24V23H4ZM3 24V25H4ZM11 24V23H10ZM9 24V25H10ZM33 24V23H32ZM38 24V23H37ZM46 24V23H45ZM94 24V23H93ZM168 24V23H167ZM209 24V23H208ZM245 24V23H244ZM2 25V26H3ZM214 25V28H213V30L212 31H214V29H215V24H213ZM246 25V24H245ZM244 25V26H245ZM250 26L251 25H253L252 23L251 24H249ZM46 26V25H45ZM81 26V25H80ZM217 26L219 27L220 25H218V23H217ZM5 27V26H4ZM217 27V28H218ZM232 27V26H231ZM243 27V26H242ZM1 28V27H0ZM32 28V27H31ZM41 28V27H40ZM80 28V27H79ZM156 28V27H155ZM163 28V27H162ZM165 28V27H164ZM220 28V27H219ZM6 29V28H5ZM4 29V30H5ZM37 29V28H36ZM82 29V28H81ZM246 29V28H245ZM250 29H251V27H250ZM253 29H254V26H253ZM253 29H252V31H250V34H251V32H253ZM3 30V29H2ZM2 30H1V32H2ZM10 30V29H9ZM217 30V29H216ZM248 31H249V27H248V29H247ZM33 31V30H32ZM153 31V30H152ZM218 31H219V29H218ZM262 31V30H261ZM0 32V33H1ZM232 32V31H231ZM263 32V31H262ZM3 33H4V31H3ZM243 34V33H242ZM241 34V35H242ZM246 34V33H245ZM244 34V35H245ZM250 34H247V35H249V36H251ZM139 35V34H138ZM254 35V34H253ZM252 35V36H253ZM257 35V34H256ZM264 35V34H263ZM44 36V35H43ZM248 36V38L249 39H246L247 40V42H248V40H251L250 39V37ZM5 37V36H4ZM21 37V36H20ZM209 37V36H208ZM213 37V36H212ZM235 37V36H234ZM247 37V36H246ZM256 37V36H255ZM218 38L219 37H217V40H218ZM219 39H221V37L219 38ZM20 40V39H19ZM131 40V39H130ZM216 40V39H215ZM215 40H213V44L211 45L212 47H213V45H216V47H218V45L220 44H218L217 42H215ZM231 40V39H230ZM236 40V39H235ZM4 41V40H3ZM42 41V40H41ZM44 41V40H43ZM42 41V42H43ZM149 41V40H148ZM25 42V41H24ZM79 42V41H78ZM214 42H215V44H214ZM220 42V41H219ZM233 42V41H232ZM246 41H245V43H244V39H243V42L241 43H239L238 44V46L235 48V49H233V51L231 52V54H229V57H228V59L227 60H225L224 61V63L225 64H220V66L218 67V69L216 70V69H213V71L212 72H209V73H213V72H215L216 71V74L215 75H212V74H210V75H208V78L210 77V78H212V76H213V78L214 79H212V80H210V82L207 84V85H205V83L203 84V85H205V86H202L201 87V90H198L196 93H195V95L193 96L194 97V99H193V97L192 98H190V99H188L187 100V98H186V96H183L184 98H186V100L187 101H184L183 102V98L181 99V98H179L181 95H187V94H192L193 92H195V90H197V88L193 91V92H191V93H185L186 92V90L185 91H182V90H179L180 88L179 87H181V86H183V84L181 85L180 83L178 84L179 86H178V90H176V87H174L175 88V90H174V88L172 89V91L174 90L176 93L174 94L172 91H171V93H173V97H171L169 100H168V102L166 101V105H169V108L170 107H173V108H171V110H173V114H176V113H178V112H183L184 111V109L186 108V106L188 107V104L190 103V105H189V108L192 106H194L195 104H194V100H195V96L196 95H198V97L199 96H201L200 94L202 93L203 94V92H205V91H209L208 93L209 94H211L212 95V93L215 91L216 92V90L220 87L219 86V84L221 83V81H222V85H224L223 84V82L225 83V80L227 81H229V80H231V82H232V80H233V84L231 85V84H229L230 85V87H228L227 85V87L228 88H225V89H223L226 93L224 94V91H222L221 90V92H223V94H221L220 92H219V94L220 95H224L223 97H221L218 93H216L214 96H215V98H216V95L218 94L221 98H222V101L220 100V101H218V103H217V101H216V103H217V105L215 106V103H214V106L213 107H215L214 108V110H215V112H219V113H221V116L223 115L225 118H224V120L227 118V117H229L228 118V120L230 119V117L231 116H233L234 117V115H235V113H236V109H238L237 108V106L240 104V106H241V102L243 103L244 102V104L247 102V104H249V105H251V108H252V104H254L255 105V103L256 102H258L257 104H256V106H257V108H259L260 106H261V104L262 103H264V100L263 101H256L255 102V100L256 99H260V100H262L261 98H264V97H261L263 94H264V38L262 39V42H261V44L260 45H258V46H255V47H253V48H250L249 49V47H251V46H249L248 47V49L246 48V46H245V44L247 43ZM8 43V42H7ZM7 43H5V45H7ZM17 43V42H16ZM16 43H15V45H16ZM223 43V42H222ZM12 44H14V41H13V43ZM11 44V45H12ZM249 44V43H248ZM28 45V44H27ZM223 45V44H222ZM247 45V44H246ZM128 46V45H127ZM207 46V45H206ZM2 47V46H1ZM3 47L5 48L6 46H4L3 45ZM2 47V49H3V51H4V48ZM13 47V46H12ZM194 47V46H193ZM208 47V46H207ZM216 47H215V49H216ZM10 47H7V50L9 49ZM35 48V47H34ZM197 48V47H196ZM11 49V48H10ZM16 49V48H15ZM115 49V48H114ZM210 49H212V48H210L209 47V49H207V51L206 52H208ZM214 49V48H213ZM7 50H5L4 51V53L3 54H5V52L7 51ZM54 50V49H53ZM122 50V49H121ZM0 51H2V50H0ZM10 51V50H9ZM9 51H7L8 52V54H9ZM46 51V50H45ZM120 51V50H119ZM211 51V50H210ZM6 52V53H7ZM54 52V51H53ZM123 52V51H122ZM121 52V53H122ZM126 52V51H125ZM213 52H214V50H213ZM212 52V53H213ZM216 52V51H215ZM31 53V52H30ZM39 53H40V51H39ZM50 53V52H49ZM52 53V52H51ZM117 53H118V50H117ZM54 54V53H53ZM56 54V53H55ZM107 54V53H106ZM120 54V53H119ZM203 54L204 55H206L205 54V52H203L202 54H200L199 55V53H198V55L201 57V56H203ZM10 55V54H9ZM101 55V54H100ZM121 55V54H120ZM169 55V54H168ZM198 55H196V56H198ZM42 56V55H41ZM55 56V55H54ZM61 56V55H60ZM215 56V55H214ZM1 57H2V55H1ZM4 57V56H3ZM47 57V56H46ZM49 57V56H48ZM52 57V56H51ZM64 57V56H63ZM74 57V56H73ZM99 57V56H98ZM194 57V56H193ZM204 57V56H203ZM213 57V56H212ZM27 58H28V56H27ZM25 59L26 61L27 60H30V59ZM37 58H38V55H37ZM36 58V59H37ZM42 58H44V57H42ZM101 58V57H100ZM192 58V57H191ZM196 59H198L197 57H195ZM206 58V57H205ZM3 59V58H2ZM74 59V58H73ZM195 59V60H196ZM200 59V58H199ZM202 59V58H201ZM201 59H200V61H201ZM235 59V60H234ZM32 60V59H31ZM38 60H40V57H39V59H37V61ZM44 60V59H43ZM43 60H41L42 62H43ZM46 60V59H45ZM72 60V59H71ZM98 60V59H97ZM125 60V59H124ZM221 60V59H220ZM224 60V59H223ZM40 61V62H41ZM50 61V60H49ZM74 61V63L73 64H75V61H77V60H73ZM193 62H194V60H192ZM233 61H236L235 63L236 64H234V65H231L232 63H233ZM4 62V61H3ZM28 63L30 62V61H27ZM32 62V64H33V60L31 61ZM34 62H35V60H34ZM40 62H38V64H41ZM53 62V61H52ZM68 62V61H67ZM221 62H223V61H221ZM26 62H24V65H26L25 64ZM36 64H37V62H35ZM34 63V64H35ZM70 63H72V61L70 62ZM69 63V64H70ZM77 63V62H76ZM192 63V62H191ZM32 64H30V65H32ZM63 64H67V63H63ZM146 64V63H145ZM192 64H194V63H192ZM217 64V63H216ZM23 65V62H22V64H21V66ZM30 65H26V66H24L23 68H21V66L20 67H18V69L17 70H19L20 68L22 69V70H20V71H16V72H19V73H17L16 74V72H15V74L14 75H10L9 73H10V71L9 70H6L7 72H8V74L9 75H7V73L5 74V73H3V76H0V77H2L1 79H0V122L2 123V122H5V120L6 119H8V118H5V113L6 114H8L9 112L8 111H6L5 112V110H6V108L9 106V105H12V104H14L15 103V105H16V103H21V102H19V101H22L23 103L22 104H24V99H25V97H32L33 95L32 94H36V93H34V89L36 90V88L35 87H37L38 88V86L40 87L41 85H42V82H40L41 80H39V78H36V79H29L27 82H25L27 85L25 86V84H24V82L23 81H26V79H27V75L28 76H30ZM44 65V64H43ZM60 65V64H59ZM58 65V66H59ZM61 65H62V62H61ZM71 65V64H70ZM163 65H165V64H163ZM218 65V64H217ZM217 65H216V68H217ZM34 66H36V65H34ZM63 66V65H62ZM108 66V65H107ZM146 66V65H145ZM28 67V68H27ZM40 67V66H39ZM64 67V66H63ZM157 66H155V72H158L159 70H158V67L156 68ZM177 67V66H176ZM192 67V66H191ZM32 68H33V65H32ZM45 68V67H44ZM28 69H29V72H28ZM35 69H37V68H35ZM55 69H56V67H55ZM66 69V66H65V68L64 69H62V70H65ZM160 69V68H159ZM161 69H162V67H161ZM53 70V69H52ZM61 70V66L60 67H58V70L56 69V72L58 73V75L60 74L59 72H61L60 71ZM81 70V69H80ZM158 70V71H157ZM175 70V69H174ZM180 70L182 71V69L180 68ZM191 70V69H190ZM215 70V71H214ZM5 71V70H4ZM4 71H2V72H4ZM11 71H13L12 69H11ZM35 71V70H34ZM33 70H32V72H34ZM40 71H41V69H40ZM114 71V70H113ZM162 71V70H161ZM210 71H211V69H210ZM1 72V71H0ZM28 72V73H27ZM31 72V73H32ZM51 72V71H50ZM64 72V71H63ZM163 72V71H162ZM183 72V71H182ZM26 73H27V75H26ZM53 73V72H52ZM51 73V75H53ZM57 73H54L55 75L57 74ZM171 73H173V72H171ZM0 74H2V73H0ZM5 74V75H4ZM61 74H63L62 72H61ZM159 74V73H158ZM214 74V73H213ZM40 75V72H39V74H38V76ZM42 75V74H41ZM50 75V74H49ZM48 75V76H49ZM55 75H53L52 77L53 78H55L56 76ZM68 75V74H67ZM90 75V74H89ZM120 75V74H119ZM154 75V74H153ZM156 75V74H155ZM154 75V76H155ZM34 76H36L35 74L33 75V77ZM181 76V75H180ZM32 77V76H31ZM30 77V78H31ZM32 77V78H33ZM37 77V76H36ZM45 77V74H44V76H40V79L42 78V80H43V78ZM112 77V76H111ZM156 77V76H155ZM168 77V76H167ZM166 77V78H167ZM46 78V77H45ZM47 78H49V77H47ZM160 78V77H159ZM178 78V77H177ZM205 78V77H204ZM203 78V79H204ZM111 79V78H110ZM147 79V80H146ZM145 80L146 81H144L143 82V84L144 83H149L150 82V80H148V78H146ZM38 80H39V82H38ZM45 80V79H44ZM53 80V79H52ZM93 80V79H92ZM95 80V79H94ZM104 80V79H103ZM46 81V80H45ZM45 81H43V83L45 82ZM48 81H50V79L48 80ZM91 81V80H90ZM116 81V80H115ZM131 81V80H130ZM135 81V80H134ZM143 81V79L140 81V82H142ZM166 81V80H165ZM178 81V80H177ZM193 81V80H192ZM208 81V80H207ZM206 81V82H207ZM23 82V83H22ZM51 82V81H50ZM66 82V81H65ZM140 82L138 83V84H140ZM175 82V81H174ZM179 82V81H178ZM196 82V81H195ZM230 82V81H229ZM40 83V84H39ZM47 83V82H46ZM71 83V82H70ZM92 82H90V84H91ZM100 83H102V82H99V84ZM107 83V82H106ZM112 83V82H111ZM153 83V82H152ZM188 83H192V82H188ZM187 83V84H188ZM194 83V82H193ZM21 84H23L25 87H23ZM39 84V85H38ZM62 84V83H61ZM84 84H85V81H84ZM83 84V85H84ZM86 84L87 85H89V83H87V81H86ZM85 84V85H86ZM126 84V83H125ZM138 84H137V86H138ZM142 84V85H143ZM195 84V83H194ZM220 84V85H221ZM19 85H21V87H22V92H19L18 91V94L17 95H12V93H14V91H12V93L10 94V91H11V88H13L14 87V89L13 90H15V86H18V88H19ZM44 85V84H43ZM42 85V86H43ZM45 85H48V84H45ZM56 85V84H55ZM83 85H80L81 87L83 86ZM84 85V86H85ZM87 85H86V87H85V89L84 90H86L87 89ZM174 86V83H171V85L169 84V86ZM181 85V86H180ZM189 85V84H188ZM83 86V87H84ZM97 86H98V84H97ZM120 86V85H119ZM131 86V85H130ZM136 86V85H135ZM135 86L133 87L134 88V90H137V89H139V88H137V89H135ZM145 86V85H144ZM144 86H142V87H144ZM146 86H148L147 84H146ZM151 86V85H150ZM168 86V87H169ZM172 86V87H173ZM219 86V87H218ZM21 87H20V89L19 90H21ZM44 87L45 86H43V89H42V91H43V93L41 94V92H40V90H39V88H38V90H39V93H40V96L41 95H45V93H47V92H49V91H46L45 89H46V87H45V89H44ZM81 87H80V89H81ZM90 87H91V85H90ZM95 87V86H94ZM106 87V86H105ZM141 87V86H140ZM141 87V88H142ZM185 87H187L186 85H185ZM184 86H183V88H185ZM193 87V86H192ZM17 88V89H18ZM51 88V87H50ZM101 88H103V87H101ZM100 88V89H101ZM123 88V87H122ZM121 88V90H120V92L123 90ZM125 88V87H124ZM128 88H131V87H127V89ZM140 88V89H141ZM144 88H146V87H144ZM151 88V87H150ZM171 87H169V89H170ZM189 88V87H188ZM47 89H49V87L47 88ZM89 89V88H88ZM118 89V88H117ZM186 89V88H185ZM220 89H222L221 87H220ZM219 89V90H220ZM33 91V93L32 92H30V91ZM58 90H59V88H58ZM83 90V91H84ZM130 91H128V90H126V91H128V93L126 94V95H123V97L119 94V96L118 97H122V98H124V97H126V96H128V94L131 96V91H132V88L131 89H129ZM218 90V91H219ZM60 91V90H59ZM58 91V92H59ZM80 91V90H79ZM87 91V90H86ZM91 91V90H90ZM97 91H98V89H97ZM96 91V92H97ZM124 91V90H123ZM122 91V92H123ZM126 91H125V93H126ZM138 91V90H137ZM137 91H135V92H137ZM212 91V93H210ZM81 92V91H80ZM89 92V91H88ZM130 92V93H129ZM133 92V91H132ZM182 92L183 93H185V94H182ZM207 92H205V93H207ZM30 93H32L31 95H30ZM38 93V94H39ZM205 93L203 94V95H205ZM207 93V94H208ZM259 93H263L261 96H259L258 94ZM28 94V95H27ZM38 94H37V96H38ZM48 94V93H47ZM46 94V95H47ZM79 94V93H78ZM117 94V95H118ZM138 94H140V93H138ZM170 94V93H169ZM30 95V96H29ZM45 95V96H46ZM49 95V94H48ZM47 95V96H48ZM82 95H85L84 94V92L82 93ZM87 95V94H86ZM116 95V96H117ZM137 95V94H136ZM193 95V94H192ZM37 96H35V97H37ZM40 96H38V100H39V97ZM115 96V98H114V100H113V102H111V103H115L116 101L115 100H117V97ZM129 96V97H130ZM151 96V95H150ZM166 96H168V95H166ZM172 96V95H171ZM188 97H190L189 95H187ZM257 96H259V97H257ZM35 97H33V100L35 99ZM49 97V96H48ZM57 97H59V96H57ZM83 97V96H82ZM81 97V98H82ZM132 97V96H131ZM138 97V96H137ZM182 97V96H181ZM197 97V98H198ZM203 97L204 96H201V98L203 99ZM210 97V96H209ZM261 97V98H260ZM24 98V99H23ZM29 98V99H30ZM41 98V97H40ZM45 98V97H44ZM77 98H79V97H77ZM132 98H134V97H132ZM200 97L197 99L198 101H199V99H201ZM214 97H212L211 98V101L213 102V101H215L214 99H213ZM219 98V97H218ZM29 99H26V101L27 100H29ZM57 99V98H56ZM64 99V98H63ZM69 99V98H68ZM125 99L126 98H124L123 99V103H124V101H125ZM131 99V98H130ZM166 99V98H165ZM164 98H163V101L165 100ZM168 99V98H167ZM181 99V101L179 102V100ZM191 99H193V101L191 100ZM213 99V100H212ZM217 99V98H216ZM31 100V99H30ZM33 100H31V101H33ZM36 100V99H35ZM41 100V99H40ZM39 100V102L41 103V101ZM47 100V99H46ZM81 100V99H80ZM84 100V99H83ZM109 100V99H108ZM111 100V99H110ZM109 100V101H110ZM133 100V99H132ZM131 100V101H132ZM157 100V99H156ZM219 100V99H218ZM31 101H28L29 103H31ZM44 101V100H43ZM56 101V100H55ZM115 101V102H114ZM121 101V99L119 100V98H118V101L116 102V103H121L120 102ZM147 101V100H146ZM162 100H161V102H163ZM204 101V100H203ZM66 102V101H65ZM76 101H74V103H75ZM78 102V101H77ZM129 102V101H128ZM128 102H125L126 104L128 103ZM139 102H140V100H139ZM138 102V103H139ZM143 102V101H142ZM165 102V101H164ZM163 102V103H164ZM208 102H210V101H208ZM34 103H37L38 104V101L36 102H34ZM39 103V104H40ZM60 103V102H59ZM62 103H64V100H63V102ZM123 103L121 104V106L123 105ZM131 103V102H130ZM160 103V102H159ZM194 104V105H191V104ZM201 103H202V101H201ZM25 104H28L27 102H25ZM56 104V103H55ZM73 104V103H72ZM72 104H70V106L72 105ZM109 104V103H108ZM134 104V103H133ZM142 104V103H141ZM154 104V103H153ZM162 106H160V108H154L151 112H149L150 113V116L151 117H153L154 115L153 114H156V116L155 117H159L160 115H161V117L163 116V119H164V115L163 114H165V112H167V111H165V110H163L164 109V107H166V105H164V104H162V103H160ZM160 104H158V105H156L157 107L160 105ZM206 104H208L207 102H206ZM19 105V104H18ZM74 105V104H73ZM77 105H78V103H77ZM112 105V107H114V106H116L115 104L113 105V104H111ZM110 105V106H111ZM118 105V104H117ZM139 105L140 104H137V107L139 108ZM155 105V104H154ZM154 105L153 106H151V109L154 107ZM164 105V106H163ZM196 105H197V107H198V105H200L201 106V104H200V101H199V104L197 103V101H196ZM28 106V105H27ZM31 107H33V106H35V107H37L36 108V110H35V107L32 109V110H34V111H37V109H38V105L36 106V105H33V103H32V105H30ZM40 106V105H39ZM55 106V105H54ZM69 106V105H68ZM67 106V107H68ZM79 106V108H77V109H79L80 110V105H78ZM77 106V107H78ZM108 106V105H107ZM107 106L106 107H104V108H107ZM119 106V105H118ZM134 106V105H133ZM141 107H142V105H140ZM204 106H205V102H204ZM245 106V105H244ZM12 107V106H11ZM25 107V106H24ZM31 107H30V109H31ZM132 107V106H131ZM140 107V108H141ZM147 107V106H146ZM149 107V106H148ZM195 107V106H194ZM197 107H195V108H197ZM203 107V106H202ZM242 107V106H241ZM250 107V106H249ZM55 108V107H54ZM75 108V107H74ZM104 108H103V110H104ZM109 108V107H108ZM139 108V109H140ZM194 108V109H195ZM199 109H201L200 107H198ZM210 108H212V107H210ZM248 108V107H247ZM255 108V107H254ZM257 108L253 111V113L257 110ZM12 109V108H11ZM27 109V108H26ZM26 109H24V110H26ZM28 109H29V107H28ZM29 109V110H30ZM40 109V108H39ZM53 109V108H52ZM71 109H72V106H71ZM70 109V110H71ZM123 109V108H122ZM134 109V107H132V110H129L127 113H128V115H129V113L130 114H132V113H137V111L139 112V109L137 110L136 109V106H135V109ZM165 109H167V107L165 108ZM186 109H188V108H186ZM193 109V108H192ZM209 109V108H208ZM207 109V110H208ZM213 109V108H212ZM246 109V108H245ZM250 109V108H249ZM260 109V108H259ZM8 110V109H7ZM28 110V111H29ZM60 110V109H59ZM58 110V111H59ZM66 110H68L67 108H66ZM73 110H75V109H73ZM79 110H77V111H79ZM81 110H83L82 109V107H81ZM136 110V111H135ZM150 110V109H149ZM167 110H169V109H167ZM214 110H213V112H214ZM236 110V111H235ZM27 111V113L29 114V113H31L30 115H31V117L33 118V117H35V116H33V114H34V112L32 113V111L30 112H28ZM38 111H40V110H38ZM62 111V110H61ZM61 111H59V112H61ZM65 111V110H64ZM69 111V110H68ZM72 111V110H71ZM76 111V110H75ZM75 111H73V113H77V112H75ZM99 111V110H98ZM102 111V109L99 111V113H100V115L101 114H103V112H101ZM110 111H112V110H110ZM119 111V110H118ZM132 111H135V112H132ZM146 111V110H145ZM162 111L164 112V113H162ZM186 111V110H185ZM188 111V110H187ZM190 111V110H189ZM210 111V110H209ZM258 111V110H257ZM8 112V113H7ZM12 112V111H11ZM21 112V111H20ZM18 113L19 115H18V117L16 118V120H15V116H17V115H15V114H13V115H15L13 118H12V120L13 121H15L16 123L15 124H17V125H15L16 127H13V129L15 128V131H16V128L18 129L19 127H21V128H23V129H21V130H23L24 132H25V130H24V128H27V130L30 132V130L28 129V128H30V129H32L33 130V128L34 127H36V125L37 124H40V121H41V119H40V121L38 122V123H35L37 120H35V122H34V120L33 119H31V117H30V115H28L29 117H30V119H29V117H27L26 115H27V113H26V111H25V113H26V115L25 116H20V114L21 113ZM57 112V111H56ZM59 112H58V114H55V115H57L56 117H54V119L52 120L50 117V119L52 120V121H50L49 122V126L48 127H50V129L52 130V132H54L56 135H58L59 133H58V130L60 129V128H62L61 130H65V128L66 127H64L63 128V124L65 123V125L64 126H68L69 127V125L71 124H67V123H69L67 120L68 119H70L73 115V113L71 114V112L68 114V115H70V116H64V114H65V112H64V114L62 115H60L59 116ZM86 111H85V109H84V112H82L79 116H83L82 118H84V115H87V114H90V113H85ZM92 112V111H91ZM94 112V111H93ZM106 112H107V114H108V111H107V109H106ZM114 112V111H113ZM121 112V111H120ZM158 112H161L162 114H159ZM169 112V111H168ZM201 112H202V109H201ZM200 112V113H201ZM203 112H204V110H203ZM206 112V111H205ZM252 112V111H251ZM24 113V112H23ZM22 113V114H23ZM37 113H41V112H37ZM36 112H35V114H37ZM67 113V112H66ZM85 113V114H84ZM97 113V112H96ZM96 113H94V114H96ZM98 113V114H99ZM148 113V114H149ZM153 113V114H152ZM170 113V112H169ZM186 113V112H185ZM199 113V114H200ZM218 113V114H219ZM248 113V112H247ZM246 113V114H247ZM250 113V112H249ZM253 113H251V114H253ZM10 114V113H9ZM9 114L7 115V117L9 116ZM17 114V113H16ZM44 114V113H43ZM42 114V115H43ZM97 114V115H98ZM107 114L105 115V113H104V115L107 117ZM118 114V113H117ZM116 114V115H117ZM126 114V113H125ZM153 116H152V115ZM159 114V115H158ZM173 114H171L170 113V115L172 116ZM209 113H206V115H208ZM214 114V113H213ZM212 114V115H213ZM216 114V113H215ZM214 114V116L216 117L217 115H215ZM11 115V114H10ZM12 115V116H13ZM40 115V114H39ZM91 115V114H90ZM104 115H102L101 117L99 116V118L97 119L98 121H92V123H90V126H91V124H92V126L90 127V128H92L95 124H98L97 122H100V121H102L103 119H102V117L104 116ZM112 115H114V114H112ZM123 115V114H122ZM122 115L120 114V116H116V117H120V118H116V117H114V118H116L117 120L118 119H121L122 118ZM127 114H126V116H125V118L127 117V119L126 120H128V121H131V120H129V119H131V118H133V116H130L131 118H129V116H128ZM133 115H135L136 116V114H133ZM169 115V116H170ZM181 114L180 113H178V116H180ZM185 115V114H184ZM188 115V114H187ZM202 116H203V114H201ZM205 115V116H206ZM248 115V116H247ZM246 116L247 117H253V116H250V114H247ZM38 116V115H37ZM53 115H51V117H52ZM150 116H149V118H150ZM166 116H167V114H166ZM223 116L221 117V118H223ZM2 117H4V119H2ZM9 117H11V116H9ZM39 117V116H38ZM43 116H41V117H39V118H42ZM87 118H88V116H86ZM86 117L84 118L85 120H87L86 119ZM92 117V116H91ZM94 117V116H93ZM105 117V118H106ZM108 117H109V115H108ZM112 117V116H111ZM154 117V118H155ZM161 117H159V119L161 118ZM175 117V118H174ZM177 117V115H175V116H173V118L169 121V119H165V120H167V122H171V123H169V124H172L175 120H177L178 118H176ZM181 117V116H180ZM204 117V116H203ZM209 117V116H208ZM218 117V116H217ZM217 117L215 118L216 119V121L217 120H219V119H217ZM219 117H220V114H219ZM218 117V118H219ZM246 117V118H247ZM256 117H257V115H256ZM48 118V120H50ZM73 118H75V116L73 117ZM76 118H78V116H76ZM76 118H75V121H76ZM82 118H79V121L81 120H83ZM97 118V117H96ZM104 118V119H105ZM129 118V119H128ZM153 118V120H155ZM182 118V117H181ZM180 118V119H181ZM205 118V117H204ZM203 118V119H204ZM207 118V117H206ZM210 118H211V115H210ZM235 118H236V116H235ZM244 118V117H243ZM242 118V119H243ZM245 118V119H246ZM36 119H38V118H36ZM46 119V118H45ZM44 118L42 119L43 120V123L42 124H45L44 123V120H45ZM89 120L91 119V118H88ZM102 119V120H101ZM116 119H112V120H116ZM138 119V118H137ZM156 119H158V118H156ZM162 119V118H161ZM163 119H162V122H164L163 121ZM173 119H175L173 122H172V120ZM180 119H178V120H180ZM214 119V120H215ZM251 119V118H250ZM11 119H10V121H12ZM74 121L73 119H70L69 121ZM84 120V121H85ZM94 120H95V117H94ZM100 120V121H99ZM106 120H108V118H106L105 120H104V122H101V123H106V122H108V121H106ZM117 120L115 121V123L117 122ZM123 120V119H122ZM186 120V119H185ZM197 120V119H196ZM207 120V119H206ZM249 120V119H248ZM7 121V120H6ZM12 121V123H14ZM67 121V122H66ZM80 121V122H81ZM84 121H82V123L84 122ZM106 121V122H105ZM125 120H123V121H120L119 122V120H118V126H117V131H119V132H113L114 134L116 133V135H118L117 133H120V134H122V132H124L123 130L126 128L125 127V123H123ZM151 121V120H150ZM156 121V120H155ZM161 121V120H160ZM208 121H209V119H208ZM208 121H206V122H208ZM216 121H214V124L215 123H217ZM223 121V120H222ZM221 121V122H222ZM7 122H9V121H7ZM7 122H5V123H7ZM46 122V126H43V127H45V128H47V120L45 121ZM77 122H78V120H77ZM77 122H73V123H77ZM88 122V121H87ZM91 122V121H90ZM110 122V121H109ZM126 122V121H125ZM133 122V121H132ZM153 122V121H152ZM166 122V121H165ZM177 122V121H176ZM194 122V121H193ZM227 122H229V121H227ZM243 122V121H242ZM0 123V127H1V124ZM5 123H4V125H5ZM72 123V124H73ZM115 123H114V125L113 126H115ZM148 123V122H147ZM146 123V125H148ZM219 124H220V122H218ZM223 123H225L224 121H223ZM9 124V123H8ZM67 124V125H66ZM71 124V125H72ZM80 124V123H79ZM126 124H129L128 122L126 123ZM153 124V123H152ZM158 124V123H157ZM160 124L162 125V123L160 122ZM169 124H168V126H169ZM251 124V123H250ZM84 125V124H83ZM86 125V124H85ZM89 125V124H88ZM100 125V124H99ZM98 125V126H99ZM106 125H108V124H106ZM151 125V124H150ZM161 125H158V127L159 126H161ZM178 125V124H177ZM180 125V124H179ZM217 125V127H218V124H216ZM224 125V124H223ZM222 124H221V126L224 128V126H223ZM8 126V125H7ZM7 126H5V127H7ZM12 126H14L13 124H12ZM41 127H42V125H40ZM97 126V125H96ZM103 125H101V127H102ZM110 126V125H109ZM108 126V127H109ZM124 126V127H123ZM130 126V125H129ZM149 126V125H148ZM148 126H147V128H148ZM153 126V125H152ZM165 126V125H164ZM220 126V127H221ZM232 126H233V123H232ZM11 127V126H10ZM39 127V125H37V128ZM74 127V126H73ZM82 127V126H81ZM84 127H87V126H84ZM95 127V126H94ZM104 127V126H103ZM107 127V126H106ZM105 127V128H106ZM107 127V128H108ZM111 127L112 126H110L109 128L111 129ZM150 127V126H149ZM199 127V126H198ZM221 127V128H222ZM4 128V127H3ZM3 128H0V130L1 129H3ZM40 128V127H39ZM45 128H43L44 130H45ZM78 128H80V127H78ZM77 128V129H78ZM100 128V127H99ZM106 128V129H107ZM108 128V129H109ZM127 128H128V126H127ZM144 128H146V127H144ZM144 128L142 129V130H144ZM160 128H162V127H160ZM209 128V127H208ZM211 128V127H210ZM220 128V129H221ZM226 128H228V125H227V127ZM229 128H230V126H229ZM234 128V127H233ZM246 128V127H245ZM6 128H4V131H8V129H6ZM12 129V130H13ZM40 129H42V128H40ZM39 129V130H40ZM42 129V130H43ZM70 129V128H69ZM76 129V128H75ZM86 129V128H85ZM87 129H88V127H87ZM86 129V130H87ZM105 129V130H106ZM112 129H113V127H112ZM115 129H116V127H115ZM115 129L114 130H112V131H115ZM149 129V128H148ZM159 129V128H158ZM166 129V128H165ZM164 129V130H165ZM194 129V128H193ZM219 129V130H220ZM19 130V129H18ZM26 130V132H28ZM35 130H36V128H35ZM50 130V131H51ZM60 130V132H62ZM83 130V129H82ZM90 130V129H89ZM91 130H93V129H91ZM94 130H95V128H94ZM97 130H98V127H97ZM96 130V131H97ZM101 130H103L104 131V128L102 129L101 128ZM150 130V129H149ZM157 130V129H156ZM160 130V129H159ZM159 130H157L158 132H160ZM182 130V129H181ZM229 130H232V129H229ZM2 131V130H1ZM15 131H14V133H15ZM23 131H21V132H19V131H16V132H19L20 134H22V132ZM49 131V130H48ZM49 131V132H50ZM56 131H57V133H56ZM68 131V130H67ZM85 131V130H84ZM102 131V132H103ZM111 131V130H110ZM112 131H111V133H112ZM145 131H147L146 129H145ZM156 131V132H157ZM163 131V130H162ZM209 131H210V129H209ZM23 132V133H24ZM32 132V131H31ZM36 132H38V130L36 131ZM49 132H47V133H49ZM91 132H93V131H91ZM95 132V131H94ZM93 132V134H96V133H99L100 134V131H98V132H96V133H94ZM106 133H107V131H105ZM128 132V131H127ZM151 132V131H150ZM157 132V133H158ZM164 132V131H163ZM182 132V131H181ZM207 132V131H206ZM215 133H217V131L215 130L214 131ZM219 132L220 131H218V134H219ZM222 132H226V130L224 129V131H221L220 132V136H221V134L223 135V133ZM1 133V132H0ZM6 133V132H5ZM4 132H3V135L2 136H0V138L1 137H3V136H5L4 134H5ZM13 133V134H14ZM19 133H17V134H19ZM54 133H53V135H52V141H53V136H54ZM65 133H67V132H64V135H65ZM111 133H107L108 135H110ZM112 133V134H113ZM126 133V132H125ZM124 133V134H125ZM144 133V131H142V136L144 135V137H145V134H147L146 132H145V134H143ZM153 133V132H152ZM155 133V132H154ZM162 133V132H161ZM180 133V132H179ZM178 133V134H179ZM189 133V132H188ZM229 133V132H228ZM226 134V135H228L229 136V134ZM25 134V133H24ZM24 134H22V136L24 135ZM28 134V136H29V133H27ZM76 134V133H75ZM86 134V133H85ZM84 134V135H85ZM91 136L93 135L92 133H89ZM99 134H97V135H99ZM105 133H102V135L100 136V138L97 140V145H94L96 148H101V146H102V148L101 149H103V145L105 146V148L103 149V151L102 152H104L105 151V153H107L106 152V149H107V151L110 149L109 147L108 148H106L107 146V144H110L109 142H111L110 141V139H109V141H108V143H106V141L108 140L106 137H109L108 135L106 136V135H104ZM124 134H122V135H124ZM139 134V133H138ZM150 134V133H149ZM156 134V133H155ZM154 134V135H155ZM158 134H160V133H158ZM177 134V133H176ZM207 134V133H206ZM211 134V133H210ZM224 134V135H225ZM245 134V133H244ZM9 135V134H8ZM12 135V134H11ZM16 135V134H15ZM14 135V136H15ZM49 135V134H48ZM97 135H93V136H95V138H96V136ZM180 135V137H178V140H179V138L181 139V136L183 135L184 137H185V134H182L181 135V133L179 134ZM201 135V134H200ZM224 136L225 138L227 137V136ZM231 135V134H230ZM19 136V135H18ZM22 136H20V137H22ZM33 136V135H32ZM63 135H61V137H62ZM67 136V135H66ZM88 136V135H87ZM92 136V137H93ZM141 136V137H142ZM147 136V135H146ZM156 136H159V135H155V137L154 138H156ZM178 136V135H177ZM206 136V135H205ZM219 136V137H220ZM9 137V136H8ZM11 137V136H10ZM17 137V136H16ZM20 137H18L17 138V141L19 140V138ZM35 137V136H34ZM83 137V136H82ZM85 137V136H84ZM99 137V136H98ZM114 136L112 135V138H113ZM116 137V136H115ZM114 137V138H115ZM118 137H120V136H118ZM123 137V136H122ZM141 137H139V136H137V138H135V142H133V140H131L132 141V143L130 142L129 143V145H126V143L124 144V146H123V143L121 144V146H122V150L119 152L120 153V155L117 157V155H116V159L114 158L112 161H115L114 163H112V161L110 162V163H112L111 165L110 164H106V165H110V166H105V164L103 165L104 166V168H102V170L100 171V169H98L99 171H97V172H99V173H97V175L95 176V171H94V178H92L93 180V182H94V179L96 180V181H99L98 179H105L106 180V178H108V183L109 182H112V183H110L111 185H108L105 189H107L106 190V192H105V194L107 193V195H109L110 197H109V201H110V199H111V194L113 193V194H119L120 195V193H121V189H128V191L125 193L126 194V196H124L125 198L124 199H121L122 200V202H120V203H118V204H115L114 205V203H113V205H112V203L111 202H109V203H111L110 205H112L110 208H108L107 207V204H106V206L105 207H107V208H105L104 206V208L106 209H104L103 208V210L101 211L100 210V208L102 209V206L101 207H97L101 212L99 213V214H97L95 217H91V216H88V217H91V218H87V216H84L87 212L88 213H90V211L88 210H85L86 208L84 207V206H82V208H83V210L81 209V208H77V207H79V206H77L76 205V203H74V202H72V205H71V207L72 206H77V207H75V208H77L76 209V211L75 210H73L71 207H70V209L71 210H73V211H75V212H72L71 210V213L70 214H67V213H63L64 215L63 216H61L62 215V213L60 212V216H59V212H56V211H58V210H56L55 208H53L55 205H59L62 201L61 200H63L64 198H65V196H64V198H62L63 197V195L64 194H68V192H70L71 190H73V186H75L76 184L75 183H77V181H79V178H78V175H76L77 177L76 178H78L77 180H75V177H74V180L76 181L75 183H73L74 181H73V178H72V181H71V176L69 177V176H66V177H68L69 179H70V182H69V179H67L66 178V182L67 183H65V185L63 186V187H60V190L58 189V190H56V191H58V193H57V196H55L56 198H57V200L60 202L59 204H53V203H55L56 201H55V199L54 200H52V202H51V204H53L54 206L52 207L51 206V204H50V200H49V198L48 197H44V199L43 200H45V201H47L45 198H48V200L49 201H47V202H43L44 204L45 203H48L47 205L45 204V206L46 207H44V206H42L43 208H41L40 207V209H39V211H38V209L36 208V209H34V211L35 212H33V211H31L30 210V207H31V204H32V207H33V203L34 202H38L40 199H38L37 198V195H38V193L36 194V196L34 195V191L36 192V188H37V185L35 184V183H29L28 181H27V178H28V176L31 174V173H29V175H27V178H25L26 177V175H25V177H23L22 178V180H21V177H20V182L22 181L23 183L22 184H20L22 187H21V189L19 190H17L16 191V189L15 188H17V187H13V185L11 186V183H10V185L8 184V186L9 187H11V188H8V187H6L5 188V186L3 187V185H2V189H1V187H0V216L2 217V214H4L5 212H7V211H9V212H7L8 214H5V215H8L7 216V218H5V216H4V218H5V223L7 224V223H10L11 221V219H9V220H7L9 217H11V214H9L10 213V210L12 211V209L15 211V212H19V210L22 208L21 206H23V208L21 209V210H23L22 212H21V210H20V212L25 216V215H29V217L27 216L26 218H28V220H29V218H30V216H31V218H30V220L26 223V221H25V223L26 224H24L23 222V224L24 225H22V226H20V227H12L11 229H8V231L7 232H5V233H3V231L0 233V252L2 251L3 253L5 252V253H7V254H3V255H7V256H5L4 258H5V260L7 261L8 260V264H79L78 262L80 261V260H84L85 259V251H87L89 248H91L92 246H96V244H98V247H99V244H107V243H112L113 242V239H112V241L110 242V239H111V237L113 236L112 234H114V232H116V233H118L117 231H119V233H120V231H122L123 229L124 230H126V231H128V234L127 233H125V234H127V238L129 237L128 235H129V232H130V234H131V237H133L134 238V236L136 237L138 234H142V232H144V231H147L148 229H150V228H160L161 229V227H163V225H166V224H169L170 223V221H174V219H176L178 222H180V224H181V222H183L184 223V221H187L186 220V218L187 217H189V218H191L190 217V215H192L193 213H195V212H193V211H196L195 209L194 210H190L189 212H187V213H185V214H183L184 212H179V214L177 215V216H175V217H173L174 215H175V212L177 211V210H175V212H173V210L174 209H176V206H177V204L176 203H178V202H183L185 199H188L187 197H186V194L187 195H189V194H191L190 193V191L186 188V186H185V188H186V190H187V192L189 191V194L188 193H186L185 194V197L183 196V194L185 193L184 191L182 192L183 194H181V196H179L178 194H177V192H176V190L177 189H179V188H181L182 186L181 185H184L185 183H187L189 180H190V178L191 177H194L193 179H191L190 181H193L194 179H196L197 178V176H194L196 173H199L198 171H200L201 169H202V167L204 166V163H206V161L207 160H209V158L212 156H210V153H212L211 152V150L208 152V151H206V149H204V147H203V150L205 151V152H202L203 150L201 149V148H199V150L201 151L200 153H199V151H198V155H196L195 153V150L197 149V147H195V146H192V144H190L191 143V141H190V143L189 144H187L186 143V145H189L188 147H186V149L188 148V150H187V153H189L190 151H191V149H189L190 147H195L196 149H194V154H191L192 153V151H191V153H190V155H188L187 156V153H184V155L182 154V152L179 154V155H177V157H175L174 158V156L175 155H173V154H175V153H173L172 155L173 156H171V154H170V156L171 157H173L174 159H172V158H170L171 160L168 162L166 159L164 160H162L161 159V161H163V162H161V163H159V162H157V163H159L158 165H161L162 163H164V161H167V162H165L164 163V165H161L162 167L158 170V172H156L153 176H151V175H147V173H149L150 171V169H153V168H150L149 167V165H148V163L150 164V161H152V160H154L155 159V161L154 162H156V159H157V157L156 156H158L156 153L158 152V151H160L159 153H161V149H162V147H160L159 148V144H160V138L158 139V141H159V143H157V142H154V144H153V141H155V140H153L154 138L152 137H150L149 139H146V138H141ZM183 137V138H184ZM232 137V136H231ZM14 138V137H13ZM12 138V139H13ZM23 138V137H22ZM49 138V137H48ZM94 137L93 138H87L86 139V137L84 138V139H86V140H89V144H91L90 143V141H91V139L93 140V139H95ZM111 138V137H110ZM112 138H111V140H112ZM127 138V137H126ZM162 138H163V136H162ZM167 138V137H166ZM182 138V139H183ZM199 138V137H198ZM209 138H211V137H209ZM3 140H4V137L2 138ZM45 139V138H44ZM43 139V140H44ZM106 139V140H105ZM176 139V141H177V138H175ZM174 139V140H175ZM206 139H207V137H206ZM206 139H204L205 141H206ZM220 139V138H219ZM6 140V139H5ZM21 140V139H20ZM24 140V139H23ZM25 140L27 141H29L30 140V142L31 143H33V145H34V142L37 140V139H35V141L33 142L31 139H27V137L25 138ZM24 140V142H21V144L20 145H22L23 143V147L21 146V148L22 149H25V143H27L26 141ZM47 140V139H46ZM46 140L43 142V145L40 143V141H39V143L41 144L40 146H35L36 148H38V149H36V151L38 150L39 151V149L41 148V147H43L44 146V144L46 145ZM49 140H50V138H49ZM49 140H47V141H49ZM54 140H56L55 138H54ZM83 140V139H82ZM117 140V139H116ZM118 140H119V138H118ZM125 140V139H124ZM123 140V141H124ZM167 140V139H166ZM165 140V141H166ZM184 140H187L186 139V137H185V139ZM211 140H213V139H211ZM223 140V137L221 138V140H218V139H216V141L218 142H215L216 144H218L219 145V141H222ZM227 140H229L228 138H227ZM8 141V140H7ZM6 141V142H7ZM9 141H12L10 138H9ZM15 141V143H12V142H9L11 145H13V144H15L16 145V139L14 140ZM81 141V140H80ZM94 141H96V140H94ZM93 141V143H95ZM127 141V140H126ZM156 141H157V139H156ZM161 141H163V142H165L164 141V138H163V140H161ZM168 141V140H167ZM166 141V142H167ZM170 141V140H169ZM182 141V140H181ZM209 141V140H208ZM230 141V140H229ZM5 141H4V143H6ZM55 142V141H54ZM58 142V141H57ZM72 142V141H71ZM88 142V141H87ZM184 142V141H183ZM183 142H181V143H183ZM195 142V141H194ZM193 142V143H194ZM200 142H201V140H199V142H198V144H200ZM204 142V141H203ZM3 143V144H4ZM19 142H17V144H18ZM29 143V142H28ZM36 143V142H35ZM49 144H48V146L50 145V141L48 142ZM82 143L84 144L85 143V147H87V143H86V141L84 142V141H82ZM113 143V142H112ZM162 143V142H161ZM175 143H177L178 144V141L177 142H175ZM174 143V144H175ZM185 143V142H184ZM208 143H210V142H208ZM212 143V142H211ZM230 143V142H229ZM0 144H1V141H0ZM2 144V145H3ZM10 144H8L7 145V147H11L10 146ZM52 144H53V142H52ZM80 144V143H79ZM83 144H80L81 146H80V149H81V147L83 146ZM96 144V143H95ZM128 144V143H127ZM166 144H168V143H166ZM166 144H164V145H162L163 147H166L167 145ZM171 144V143H170ZM180 144V143H179ZM213 144H214V142H213ZM215 144V145H216ZM5 146L3 147V146H1V147H3V148H5L6 147V144H4ZM15 145H13V146H15ZM19 145V146H20ZM33 145H31L30 144V146L32 147ZM35 145H37V144H35ZM39 145V144H38ZM53 145H55V144H53ZM60 145V144H59ZM62 145V144H61ZM113 145V144H112ZM166 145V146H165ZM171 145H173V142H172V144ZM170 145V146H171ZM180 145H184V144H180ZM180 145H179V147H180ZM185 145V146H186ZM194 145V144H193ZM19 146H17V148L19 147ZM27 146H28V144H27ZM26 146V147H27ZM29 146V147H30ZM47 146V147H48ZM169 146V145H168ZM167 146V147H168ZM175 146V145H174ZM174 146H173V148H174ZM196 146H197V143H196ZM199 146V145H198ZM212 146V145H211ZM29 147H27V148H29ZM34 147V146H33ZM32 147V148H33ZM89 147H91L92 148V144H91V146L89 145ZM95 147H93V150H94V148ZM178 147V145H176L175 146V148H177ZM181 147H183V149L181 148ZM180 148H181V150H185L184 148V146H181ZM202 147V146H201ZM213 147H215V149H218V148H216V146H213ZM219 147V146H218ZM228 147V146H227ZM3 148L2 149H0L1 150V152L3 151ZM16 147H15V149H17ZM20 148V147H19ZM21 148H20V151H21ZM46 148V147H45ZM44 148V149H45ZM50 148V147H49ZM91 148H89V149H86L87 151H88V153H91V154H88L87 153V151H86V153L87 154H85V157L83 158V157H80V158H82L83 160H85V161H83V162H85V163H90L94 158H95V153H96V148H95V153L94 154H92L93 153V150H92V152L90 151V149ZM121 148V147H120ZM209 147H207V149H208ZM221 148V147H220ZM223 148V147H222ZM226 148V147H225ZM7 149H9V148H7ZM7 149H5V150H7ZM15 149H13V147H11L9 150H8V152H6V153H4L5 152V150L3 151V153H0V177H3V176H1V174H3V173H5V174H7L5 171H8V170H12V169H14V171H16L15 170V167L17 166V164H19V165H24V163H22V164H20V162H18V160H21V162H23V159H18V158H16V156L17 157H19L18 156V153L16 154V156H15V152H11V150L12 151H15ZM73 149V148H72ZM82 149H84V148H82ZM168 149V148H167ZM166 149V150H167ZM170 149H172V148H170ZM213 149V148H212ZM215 149H213L212 151H214V154H215ZM29 151L31 150V149H28ZM41 150V149H40ZM99 150V149H98ZM164 151H165V153H168V151H170V153L172 152L171 150H169L168 149V151L166 152V150H165V148L163 149ZM190 150V151H189ZM198 150V149H197ZM19 151V155L20 154H22L21 152ZM35 150H34V152H36ZM43 151V150H42ZM74 151V150H73ZM78 151V153H79V150H77ZM90 151V152H89ZM174 151H177V153H178V149L177 150H174ZM173 151V152H174ZM217 151V150H216ZM219 151V150H218ZM217 151V152H218ZM221 151V150H220ZM219 151V152H220ZM27 152V151H26ZM26 152L24 153V154H26ZM58 152V151H57ZM81 152V151H80ZM84 152V151H83ZM82 152V153H83ZM230 152H231V150H230ZM28 153V152H27ZM67 153V152H66ZM66 153L64 152V154H65V156H63V157H66L67 155H66ZM78 153H77V155H78ZM105 153H103V155L101 156V155H99V156H101L102 158H103V156H104V154ZM108 153H109V151H108ZM113 153V152H112ZM158 153V154H159ZM176 153V154H177ZM220 153H222V152H220ZM11 154V155H10ZM14 156H13V155ZM30 154H32L31 152H30ZM76 155V153H73V155ZM99 154H101V152L99 151ZM214 154H213V156H214ZM217 154V153H216ZM223 154H225V152L223 153ZM10 155V156H9ZM84 155V153L82 154V155H80V156H83ZM95 155V156H94ZM108 155V154H107ZM160 155V154H159ZM166 155V154H165ZM164 155V158L165 157H167V156H165ZM186 155V156H185ZM229 155V154H228ZM12 156V157H11ZM23 156V155H22ZM33 156V155H32ZM98 156V151H97V158L99 157ZM224 156V155H223ZM24 157V156H23ZM34 157V156H33ZM41 157V156H40ZM73 157V156H72ZM79 157V156H78ZM78 157L77 156H75V159L77 160L78 159ZM101 157H100V159H101ZM162 156H160V158H161ZM21 158V157H20ZM25 158V157H24ZM28 158V156L25 158V159H27ZM32 158V157H31ZM59 158V157H58ZM70 158H71V154H70ZM69 158V159H70ZM79 158V159H80ZM96 158V159H97ZM212 158V157H211ZM25 159H24V161H25ZM30 159V158H29ZM48 159V158H47ZM72 159V158H71ZM158 159H159V157H158ZM219 159V158H218ZM217 159V160H218ZM211 160V159H210ZM250 160V159H249ZM26 161H28V160H26ZM47 161V160H46ZM57 161H58V159H57ZM67 161H68V159H67ZM79 161H82L81 159L79 160ZM79 161H77V162H79ZM90 161V162H89ZM98 161H100V160H98ZM160 161V160H159ZM212 161V160H211ZM216 160H214V162H215ZM18 162V163H17ZM39 162V161H38ZM51 162V161H50ZM72 162H74V161H72ZM93 162H95V159H94V161ZM153 162V161H152ZM151 162V163H152ZM207 162H209V161H207ZM28 163V162H27ZM80 163V162H79ZM36 164H38V163H36ZM50 164V163H49ZM49 164H43V165H46V167L48 166L49 167ZM62 164H63V162H62ZM65 164V163H64ZM78 164V163H77ZM153 164V163H152ZM257 164V163H256ZM18 165V166H19ZM41 165V164H40ZM53 165V164H52ZM96 165V164H95ZM155 165V164H154ZM157 165V164H156ZM153 166L154 167V169H157L156 167L157 166ZM38 166V165H37ZM36 166V167H37ZM50 166H51V164H50ZM54 166V165H53ZM61 166V165H60ZM69 166H71V163H70V165ZM77 166V165H76ZM97 166V165H96ZM151 166V165H150ZM218 166V165H217ZM20 167V166H19ZM44 167V166H43ZM52 167V166H51ZM51 167H49V171H50V168ZM62 167V166H61ZM152 167V166H151ZM205 167V170H206V165L204 166ZM204 167H203V170H204ZM208 167V166H207ZM17 168V167H16ZM40 168H42V165L40 166ZM40 168L38 167V169L39 170H37L38 172H36L35 170H34V172L35 173H40ZM74 168V167H73ZM148 168H150V169H148ZM43 169V168H42ZM44 169H46L47 170V168H44ZM44 169H43V171H44ZM52 169V168H51ZM55 169V168H54ZM59 168H57V170H58ZM216 169H217V167H216ZM148 170V171H147ZM214 170V169H213ZM213 170H211V171H213ZM33 171V170H32ZM42 171V170H41ZM59 171V170H58ZM65 171V170H64ZM64 171H62L63 173H64ZM70 171H72V170H70ZM216 171V170H215ZM8 172H12V171H8ZM29 172V171H28ZM31 172V171H30ZM52 172V171H51ZM55 173H56V171H54ZM152 172L153 171H151L149 174H152ZM203 172V171H202ZM42 173H44V172H42ZM42 173L40 174V175H42ZM46 173V172H45ZM44 173V174H45ZM73 173H75V172H73ZM68 174V173H67ZM78 174V173H77ZM202 174V173H201ZM209 174V173H208ZM36 175V174H35ZM46 175H50L49 174V172H48V174H45V175H43V176H45L46 177ZM54 175V174H53ZM64 175V174H63ZM93 175V174H92ZM198 176L200 175V174H197ZM16 176V175H15ZM32 176H34V174L33 175H31V180H33L32 178H34V177H32ZM47 176V177H48ZM81 176V175H80ZM89 176H90V174H89ZM73 177V176H72ZM103 177V178H102ZM196 177V178H195ZM38 178H40V180L38 179ZM37 178V176H35V179H37L36 181H41V179H44V177H41V176H39ZM52 178V177H51ZM25 179H26V181H27V183L25 184L24 183V181H25ZM35 179H34V181H35ZM46 179V178H45ZM44 179V180H45ZM56 179V178H55ZM86 179V178H85ZM84 179V180H85ZM89 179H91V177L89 178ZM89 179H87V181L89 180ZM2 180V179H1ZM30 180V181H31ZM68 180V181H67ZM101 180V181H102ZM63 181H65V176H64V180ZM87 181L85 182V183H87ZM232 181V180H231ZM45 182V181H44ZM83 182V181H82ZM106 181H104V183H105ZM195 182H196V180H195ZM7 183V182H6ZM41 183H43V180H42V182H40V184H39V187H40V185H41ZM95 183H97V182H95ZM94 183V184H95ZM103 183V182H102ZM188 183H190L191 184V182H188ZM188 183L186 184V185H188ZM231 183V182H230ZM2 184H4V183H2ZM17 184V183H16ZM25 184V185H24ZM64 183H62V185H63ZM75 184V185H74ZM79 184H80V181H79ZM84 184V182L82 183V185ZM91 184V183H90ZM99 184H101V182L99 183ZM179 184H180V187L178 188V186H179ZM203 184V183H202ZM0 185H1V183H0ZM5 185V184H4ZM19 185V184H18ZM44 185V184H43ZM87 185V184H86ZM98 184H96V186H97ZM102 185V184H101ZM178 185V186H177ZM14 186H16V185H14ZM61 186V185H60ZM79 186V185H78ZM95 186V185H94ZM103 186V185H102ZM109 186H112L109 190H108V187ZM19 187V186H18ZM59 187V186H58ZM76 187V186H75ZM81 187V186H80ZM202 187V186H201ZM14 188V189H13ZM40 188H42V187H40ZM84 188V187H83ZM99 187H97V189H98ZM185 188H182V189H185ZM219 188V187H218ZM77 189H79V188H77ZM81 189V188H80ZM89 189H91V188H89ZM96 189V190H97ZM104 189V190H105ZM205 189V188H204ZM38 190V189H37ZM51 190H53L52 188H51ZM50 190V191H51ZM92 190V189H91ZM95 189H93V191H94ZM185 190V191H186ZM202 190V189H201ZM219 190V189H218ZM45 191V190H44ZM54 191V190H53ZM56 191L53 193L52 191V193L54 194V195H56L55 193H56ZM88 192L90 191V190H87ZM92 191V192H93ZM101 191V190H100ZM99 191V192H100ZM120 193H119V192ZM180 191H182V190H180ZM193 191V190H192ZM195 191V190H194ZM193 191V192H194ZM47 192H49L48 190H47ZM72 192V194H74L73 193V191H71ZM70 192V193H71ZM75 192V191H74ZM79 192H81V191H79ZM86 192V191H85ZM101 192H103V191H101ZM110 192H112L111 194H109ZM118 192V193H117ZM122 192H125L124 190L122 191ZM51 193V194H52ZM69 193V194H70ZM75 193H77V192H75ZM178 193H179V191H178ZM50 194V193H49ZM68 194V195H69ZM71 194V196L72 197H76V196H74V195H72ZM78 194V193H77ZM76 194V195H77ZM80 194V193H79ZM81 194H83V193H81ZM80 194V195H81ZM92 194V193H91ZM112 194V195H113ZM122 194V193H121ZM124 194V193H123ZM123 194H122V196H123ZM180 194V193H179ZM199 194V193H198ZM46 195V193H44V196ZM54 195H51L50 196V199H53L54 198ZM67 195V196H68ZM85 195H86V193H85ZM87 195H89V194H87ZM95 195H96V193H94V198H95ZM98 195H101L100 193H98ZM102 195H104L103 193H102ZM107 195H104V197H107V199H108V196ZM194 195H195V193H194ZM41 196V195H40ZM43 196V195H42ZM48 196V195H47ZM70 196V197H71ZM84 196V194L80 197V198H82ZM92 196V195H91ZM97 196V195H96ZM192 196V195H191ZM190 196V197H191ZM71 197V199L73 200V198ZM79 197V196H78ZM77 197V198H78ZM90 197V196H89ZM93 197H90V201L89 202H87V204H83V205H85L87 208H89L91 205L93 206L94 204L96 205L97 203L99 204L100 202H103V200L104 199H101V200H98L99 202H97V200H96V198H98V197H100V196H98V197H96L95 199L93 198ZM120 197V196H119ZM43 198V197H42ZM79 198V199H80ZM101 198V197H100ZM99 198V199H100ZM113 198V197H112ZM192 198V197H191ZM71 199H68L67 201H70L71 202ZM92 199H94L95 201H93ZM106 199V200H107ZM113 199H115L116 200V198H113ZM120 199H118L117 198V200L119 201ZM184 199V200H183ZM209 199H210V197H209ZM75 200H76V198H75ZM74 200V201H75ZM81 201L82 200H84V199H80ZM80 200H78L77 199V202H78V204L80 205L81 203V201ZM87 200H89V199H87L86 198V200L85 201H87ZM105 200V201H106ZM192 200V199H191ZM207 200V199H206ZM55 201V202H54ZM84 201V202H85ZM114 201V200H113ZM117 201V202H118ZM36 202V203H37ZM63 202H65V201H63ZM62 202V203H63ZM83 202V201H82ZM176 202V203H175ZM185 202V201H184ZM203 202V201H202ZM61 203V204H62ZM67 203H69V202H67ZM74 203V204H73ZM98 204H97V206H98ZM102 205H103V203H101ZM176 204V206H175V208H174V205ZM180 204V203H179ZM34 205H35V203H34ZM42 205V204H41ZM82 205V204H81ZM80 205V206H81ZM105 205V204H104ZM40 206V205H39ZM60 206V205H59ZM69 206V205H68ZM89 206V207H88ZM109 206V205H108ZM179 206V205H178ZM177 206V207H178ZM20 207V208H19ZM37 207H38V205H37ZM65 208L67 207V206H64ZM93 207H95V206H93ZM14 208H16V209H18V210H15ZM56 208H58V206H56ZM74 208V207H73ZM91 208V207H90ZM89 208V209H90ZM192 208V207H191ZM197 208V207H196ZM42 209V211H40ZM56 211H55V210ZM59 209V208H58ZM95 209V208H94ZM93 209V210H94ZM33 210V209H32ZM36 210H37V212H36ZM93 210H92V212H93ZM67 211H69V208L67 209ZM206 211V210H205ZM220 211V210H219ZM13 213L12 212V214L14 215V214H16V213ZM17 212V213H18ZM66 212V211H65ZM91 212V214H93ZM95 212V211H94ZM97 212V211H96ZM203 212V211H202ZM57 213H58V215H57ZM88 213H87V215H88ZM243 213V212H242ZM248 213V212H247ZM65 214H67V215H65ZM91 214H89V215H91ZM94 214H96V213H94ZM177 214V213H176ZM10 215V216H9ZM17 215V214H16ZM18 215L20 216L21 214H19L18 213ZM201 215V214H200ZM248 215V214H247ZM253 215V214H252ZM15 216V215H14ZM14 216H13V218H14ZM24 216H21V218L22 217H24ZM193 216V215H192ZM216 216H217V212H216ZM225 216V215H224ZM223 216V217H224ZM232 216V215H231ZM243 216V215H242ZM84 217H86V218H84ZM141 219H140V218ZM19 218V217H18ZM188 218V219H189ZM232 218V217H231ZM236 218V217H235ZM263 218V217H262ZM1 219V218H0ZM139 219H140V222H143V224L141 223L140 224V222H139ZM175 220V221H176ZM230 220V219H229ZM15 221V220H14ZM234 221V220H233ZM251 221V220H250ZM235 222H237V221H235ZM5 223H3L2 225H5ZM230 223V222H229ZM243 223V222H242ZM193 224V223H192ZM1 225V224H0ZM186 225V224H185ZM199 225V224H198ZM220 225V224H219ZM230 225V224H229ZM187 226V225H186ZM193 226V225H192ZM202 226V225H201ZM209 226V225H208ZM165 227V226H164ZM221 227H223V226H221ZM1 228V227H0ZM10 228V227H9ZM170 228V227H169ZM193 228V227H192ZM6 229V228H5ZM4 229V230H5ZM184 228H182V230H183ZM186 229H188V228H186ZM186 229H184V230H186ZM191 229V228H190ZM196 229V228H195ZM194 229V230H195ZM200 229H201V227H200ZM193 230V229H192ZM159 231V230H158ZM168 231V230H167ZM190 231V230H189ZM200 231V230H199ZM123 232V231H122ZM150 232H151V230H150ZM181 232V231H180ZM147 233V232H146ZM154 233V232H153ZM156 233V232H155ZM163 233V232H162ZM165 233H167V232H165ZM169 233V232H168ZM186 233H187V231H186ZM188 233H190V232H188ZM151 234H152V232H151ZM159 234V233H158ZM177 234H179V233H177ZM176 234V235H177ZM185 234V233H184ZM220 234V233H219ZM224 234V233H223ZM227 234V233H226ZM171 235H173V234H171ZM171 235L170 236H166V238L165 239H163V240H166L167 242H168V239L170 240L169 241V243H173V244H171V245H175V241H174V239H173V237H172V240H173V242L171 241ZM179 235H181V234H179ZM28 236V237H27ZM115 236V235H114ZM141 236V235H140ZM189 236H190V234H189ZM202 236V235H201ZM207 235H205V237H206ZM210 236V235H209ZM232 236V235H231ZM139 236H137L136 238H138ZM153 237V236H152ZM162 237V236H161ZM165 236H163V238H164ZM168 237V238H167ZM204 237V238H205ZM155 238V237H154ZM184 238L185 237H183L182 239L184 240ZM216 238V237H215ZM232 238V237H231ZM177 239V238H176ZM175 239V240H176ZM181 239V240H182ZM186 239H188V237L186 238ZM192 239V238H191ZM203 239V238H202ZM219 239V238H218ZM124 240V239H123ZM150 240V239H149ZM153 240V239H152ZM210 240V239H209ZM208 240V241H209ZM217 240V239H216ZM122 241V240H121ZM133 241V240H132ZM138 241H139V239H138ZM177 241H179V239L177 240ZM176 241V243H181V241L180 242H177ZM202 241V240H201ZM206 240L204 239V242H205ZM143 242V241H142ZM147 242V241H146ZM153 242V241H152ZM155 242V241H154ZM184 242V241H183ZM187 242V241H186ZM193 242V241H192ZM203 242V243H204ZM114 243V242H113ZM116 243V242H115ZM120 243V242H119ZM118 243V244H119ZM122 243V242H121ZM149 243V242H148ZM164 243V242H163ZM189 243V242H188ZM193 243H196V242H193ZM202 243V242H201ZM202 243V244H203ZM118 244H111L112 245V248L114 249V251L117 253V254H119L118 256H119V258H120V262H118L119 261V259H118V257H117V259H118V263L117 262H115V260L113 261V262H115L116 264H141V261L140 262H134V261H137V258L134 260V258L135 257H138L139 255H138V253H140V251H139V249H140V246H142L143 244H140V246L138 245V246H135V244H134V246H131L132 248H131V250H128V251H126V250H122L123 249V246L121 247V246H118ZM184 244V243H183ZM186 244V243H185ZM184 244V245H185ZM210 244V243H209ZM236 244V243H235ZM101 245H100V247H101ZM108 245H110V244H108ZM110 245V246H111ZM122 245V244H121ZM125 245V244H124ZM148 245V244H147ZM153 245V244H152ZM155 245V244H154ZM166 245V244H165ZM167 245H169V244H167ZM170 245V246H171ZM177 245V244H176ZM192 245V244H191ZM197 245H199V243L197 244ZM208 245V244H207ZM221 245V244H220ZM220 245H218V246H220ZM104 246H106V245H104ZM109 246V247H110ZM162 246V245H161ZM160 246V247H161ZM187 246V245H186ZM194 246H196V245H193L192 247H194ZM199 246H201V245H199ZM203 246V245H202ZM205 246H206V243H205ZM224 246H226V245H224ZM234 246V245H233ZM232 246V247H233ZM97 247V248H98ZM108 247V248H109ZM147 247H150V246H147ZM166 247V246H165ZM184 247V246H183ZM182 246L180 247L181 249L183 248ZM191 247V246H190ZM191 247V248H192ZM197 247V246H196ZM94 248H96V247H94ZM104 248V250L101 252L100 251V254L101 253H105L104 251H105V248L106 247H103ZM107 248V249H108ZM111 248V247H110ZM110 248H109V252H110ZM162 248V247H161ZM179 248V249H180ZM188 248V247H187ZM190 248V249H191ZM195 248V247H194ZM193 248V249H194ZM209 248V247H208ZM101 249V248H100ZM189 249V248H188ZM201 249H203V248H201ZM206 249V248H205ZM204 249V250H205ZM224 249V248H223ZM226 249H227V247H226ZM141 250V249H140ZM166 250V249H165ZM171 250H173V249H171ZM171 250H168L169 252H171ZM197 250V249H196ZM207 250V249H206ZM205 250V251H206ZM212 250V249H211ZM210 250V251H211ZM220 250H221V248H220ZM219 250V251H220ZM225 250V249H224ZM236 250V249H235ZM89 251H91V250H89ZM144 251V250H143ZM175 251H176V249H175ZM180 251V250H179ZM186 252H187V250H185ZM249 251V250H248ZM88 252V251H87ZM106 252H108V250L106 251ZM142 252V251H141ZM196 252V251H195ZM212 252V251H211ZM147 253H148V251H147ZM158 253V252H157ZM163 253H164V251H163ZM162 253V254H163ZM190 253V252H189ZM151 254V253H150ZM161 253H159V256H161L160 255ZM170 254V253H169ZM176 254H177V252H176ZM183 254V253H182ZM225 254V253H224ZM234 254V253H233ZM0 255H2L1 253H0ZM2 255V256H3ZM98 256H100L99 254H97ZM138 255V256H137ZM147 255V254H146ZM156 255V254H155ZM166 255V254H165ZM205 255V254H204ZM86 256H87V254H86ZM116 256V255H115ZM163 256H164V254H163ZM177 256V255H176ZM185 256V255H184ZM186 256H188V255H186ZM201 256V255H200ZM83 257H84V259H83ZM102 257V256H101ZM111 257H112V255H111ZM114 257V256H113ZM199 257V256H198ZM96 258V257H95ZM98 258V257H97ZM105 258V256H104V254H103V258L102 259H100V257L98 258V259H100L98 262H103L102 260ZM139 258V257H138ZM141 258V257H140ZM180 258H181V256H180ZM221 258H223V257H221ZM240 258H243V257H240ZM87 259V258H86ZM93 259V258H92ZM111 259V258H110ZM162 259V258H161ZM192 259V258H191ZM89 260V259H88ZM109 260V259H108ZM108 260L107 261H105V262H108ZM178 260H179V256H178ZM197 260V259H196ZM87 261V260H86ZM94 261V260H93ZM96 261V260H95ZM95 261H94V263H95ZM111 261V263L113 264V262ZM169 261V260H168ZM175 261V260H174ZM189 261V260H188ZM81 262H83V261H81ZM80 262V264H84V262L83 263H81ZM88 263H89V261H87ZM223 262V261H222ZM262 262V261H261ZM88 263H86V264H88ZM92 263V262H91ZM110 263V264H111ZM114 263V264H115ZM149 263H150V260H149ZM164 263V262H163ZM162 263V264H163ZM167 263H169V262H166V264ZM176 262H173L172 264H175ZM188 263V262H187ZM238 263V262H237ZM254 263V262H253ZM3 264V263H2ZM5 264H7V262H5ZM104 264V263H103ZM105 264H109V263H105ZM145 264H148V263H145ZM169 264H171V263H169ZM176 264H180V263H176ZM182 264V263H181ZM185 264V263H184ZM191 264V263H190ZM234 264V263H233Z\"/></svg>",
    "mask_w": 264,
    "mask_h": 264
}]
</instances>
